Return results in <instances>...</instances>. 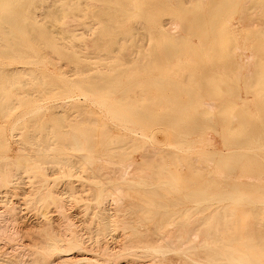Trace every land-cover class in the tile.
Segmentation results:
<instances>
[{"label":"bare ground","instance_id":"bare-ground-1","mask_svg":"<svg viewBox=\"0 0 264 264\" xmlns=\"http://www.w3.org/2000/svg\"><path fill=\"white\" fill-rule=\"evenodd\" d=\"M48 1V0H47ZM65 1V4L64 5H66L67 6V4H68V0H64ZM86 1V0H85ZM87 1H90V2H100L101 3V5L102 6H104V8L105 9H107V11L109 10H111L110 12V18H108V16H107V18L108 19H100V23H101V25L103 24V27L102 28H100V23L98 24V21H97V25H99V30H97V32H96V35L97 36H95V37H92L91 39H92V42H88V41H86V39L84 38V32H82V30L81 31H79V29H77V28H72L71 27V23H70V21H75V20H71V18L68 20V19H64L63 18V16H62V19H64V20H59V19H54V20H51L50 21V23H52V24H56V23H58L59 25L61 24V25H63V26H52V27H47V26H38L39 24H38V21L33 17H31V10L32 9H30V7L28 8L27 7V5L29 4L30 6L31 5H33V7H36V5H37V3L39 2V0H24V1H22V4H20V3H18V4H20V5H18V7H21V8H17V5H16V7H15V5L13 4L14 2H12L11 0H0V2L2 3V4H0V10L2 9V11H0V26H2L3 24H6L8 27H0V58H2V59H4V60H7V61H9V62H11L12 64H16V63H19V64H21L22 66L24 65V66H30V65H33V64H36V63H48L49 65H50V63H52V64H54L55 66H58V67H60V66H62L63 67V64H64V61L63 60H65V59H68V61L67 62H69V61H71L69 58H77V59H82L83 61H84V63H85V66L84 67H86L87 69H85L86 71H87V73H88V75H87V80H86V82H85V80L83 79H81L80 80V83L78 82V77H76V79H77V81H75V82H77V83H79V85L78 86H74L73 84H71V82L69 83L68 81H66V80H64L65 81V85L63 86H61V88H59L58 86H60V85H58V83L56 84V83H48V82H46L47 84H49L48 86H50V89H49V87L48 88H45L46 86H47V84H45V87L43 86V90H46V91H48L49 92V90H50V92L49 93H47L48 95H50L51 96V98H52V100H54V101H56V103H54V104H51L52 106H54V107H52V108H54V109H56L55 111H57V109H58V107H63L64 105V107H65V109H67L68 110V108H67V105L69 106V105H71L70 107H72V105H75V100L76 99H74V93L76 92H74L73 93V91H74V89H75V87H78L79 89H82L83 90V94L82 95H84V97H85V101H86V103L88 102V103H90L91 105L92 104H94V106L96 105V106H98L100 109H102L105 113H106V115H105V117L107 116L109 119H111V122L112 121H114V124L115 123H117L118 124V126H124V130H127V129H129L130 131L129 132H131L132 130L134 131H136V129H139V131H142V133L143 132H148V133H150V134H153L152 133V131L151 130H153L154 129V127H155V125H156V127L157 126H159V124L160 125H162V123H165V122H167V126L165 125V124H163V125H165V127H168L169 126V129L170 130H167V131H169V132H171V134L173 135V136H175L176 138L175 139H179V142L181 143V142H184L183 140H184V138H187L186 136L188 135V134H190L191 132H194V134H195V132L197 131L198 132V130H199V132H200V129H206V131L208 132L209 130H211V129H209V130H207L208 129V127H206L205 125H201V123H204V122H206V118L207 117H203V119H201V123H199L198 121L200 120V118H202V117H199V120H197L196 121V119L198 118H196L195 119V117H194V119H195V121H194V119L193 120H191L192 118V115H191V113H193V115H197L198 113V109H199V107L197 106V105H195V104H193L192 103V100L190 99V102L189 101H187V102H182L181 100H179V95H181L180 93H178L179 92V86L177 87L179 90H177L175 87V85H174V83H172L173 82V80H169L168 79V77H170V75H169V72H168V70H166V69H162V67H161V69L162 70H157L158 68H156V66L154 65V62H156V60L154 59V56L153 55H151V52L153 53V52H156V54L158 53L157 51H158V46H159V44H161V46H163L164 48H165V46H166V50L164 49V52H166L165 53V55H164V57L166 56V57H168L170 54H171V52L168 50V48L167 47H173V46H175L177 43H179V45H180V43L183 45V42H185V41H191V40H193L192 38L194 37V38H197L198 39V37L200 38V39H198V41H200V43H202L203 42V40L204 39H206V40H208L207 38H209V33L210 34H213L211 37L213 38V41H214V44H215V42H224V41H228V42H231V43H233V41L235 42V40H236V38H235V36L232 34H230V33H228V31H227V27L225 26V25H223V27H221V28H215V26L214 27H212L211 29H210V26H209V29L208 28H205V25H204V27H197L196 25L197 24H199V23H201L198 19H191V20H186L187 18H189L188 16L190 15L191 16V18H193V15L195 16V17H197V16H199L200 14H202V12H203V7H202V4H200V2L202 1V0H200V2H196V0H195V3H194V6H193V8H192V11H191V13L193 14V15H191V13L189 14V13H187V12H185L183 9V11L181 10V7H179L178 6V8H179V14L180 15H182V16H185L184 14L185 13H187V14H189L188 16H187V18L186 19H184L182 16L180 17V15H179V17H180V19H178V26L180 25V29L184 26V23L186 22L187 24H191V26L188 28V26L186 27V25H185V30H183V29H181L183 32H186L187 33V36H185V35H181L180 34V32H182L178 27V29L180 30V32H179V30H178V32H179V34L180 35H178L177 36V34H178V32H177V30L175 29L176 28V26L175 27H172L171 29L172 30H168V29H162V28H159V29H147L146 28V26H144L145 27V29L146 30H144L143 32H141L142 31V28L144 29V27H142V28H140L141 29V31H139V30H135V29H132L131 27L133 26V24H131V25H129L130 27H124V26H122V25H124L125 23H127L128 22V20H129V16L131 15V14H133L134 12H135V14H137L139 17L140 16H144L146 13H147V11H149L148 10V5H150L151 6V4H150V2H148V0H130V3H120V1H123V0H87ZM166 1H169L168 3H170L171 4V2H170V0H166ZM166 1L164 0V2L166 3ZM173 1H175V0H173ZM186 1V0H185ZM192 2V0H189V3L190 4H188L189 6L191 5V2ZM205 1H207V0H205ZM212 1V0H211ZM218 1V0H217ZM221 1H223V0H221ZM230 1V0H229ZM233 1V0H232ZM247 1H250V0H247ZM246 0L243 2H241L240 3V0L238 1V3H240L242 6H244V4L247 6V4H248V2H247ZM258 1V0H257ZM42 2H44V1H42ZM73 2V1H72ZM160 2H162L161 0H160ZM180 2H182V1H180ZM202 2H204V1H202ZM215 2H216V0H215ZM215 2H211V3H213L214 5H215ZM219 2V1H218ZM218 2L216 3V6H218L217 4H218ZM245 2H247V4L245 3ZM87 3V2H86ZM163 3V2H162ZM175 3H176V1H175ZM174 3V4H175ZM184 3V2H183ZM222 3V2H221ZM226 3V0L224 1V3L222 4V5H219L217 8L215 7H213L212 5L210 6L209 4H210V2L208 3H203L204 5H206V4H208V6H210V9H212L211 7H213V9H215V11H217L216 13L214 12V14L213 13H211L212 11H213V9H212V11L209 13V15L210 16H213V19H209L208 17H209V15H208V13L206 12L208 9H206L205 10V12H204V14L206 13L207 14V18H208V23H214V24H216V22H217V19H215V17H216V15H219L218 14V12H220V10H221V6H223L224 4ZM45 4V3H44ZM88 5H90L89 3H87ZM178 4H179V2H178ZM177 4V5H178ZM232 4V3H231ZM61 5V4H60ZM87 5V6H88ZM97 5V4H96ZM180 5H182L181 3H180ZM237 5V4H236ZM235 4H234V6H236ZM1 6H2V8H1ZM42 6V5H41ZM44 6H46V5H44ZM98 6V5H97ZM96 6V7H97ZM101 6V7H102ZM167 7L169 6V5H166ZM170 6H172V5H170ZM169 6V7H170ZM207 6V5H206ZM232 6V5H231ZM239 6V5H238ZM238 6H236L237 8H238ZM8 7H10V8H12V9H10V8H8ZM184 7H186L185 5H184ZM226 7H228V6H226ZM225 7V8H226ZM229 7H230V5H229ZM235 7V8H236ZM248 7V6H247ZM247 7L245 8V10L247 9ZM262 7H263V5H262ZM261 7V8H262ZM9 9V14H11L12 15V17H10V18H8V19H5V17H3V16H5L4 14H5V12H6V9ZM61 8V7H60ZM59 8V9H60ZM71 8V7H70ZM92 9L93 10V8L94 7H90L89 6V9ZM99 8H100V6H99ZM99 8H95V10L97 9V11H95V12H98V9ZM160 8V7H159ZM172 9H173V7H171ZM190 8V7H189ZM244 8V7H243ZM257 8V7H256ZM255 8V9H256ZM29 9V10H28ZM41 9V8H40ZM62 9H64V8H62ZM81 9V8H80ZM164 9V8H163ZM188 9V8H187ZM210 9H209V11H210ZM217 9V10H216ZM226 9H228V8H226ZM263 9V8H262ZM262 9L260 10V12H259V14H257V15H259L258 17L255 15L256 13H258L257 11H255V14L252 16L253 18H260L261 17V13H262ZM10 10H12L11 11V13H10ZM42 10V9H41ZM40 10V11H41ZM61 10V9H60ZM70 10H72V9H70ZM73 10H74V8H73ZM87 10H88V7H87ZM100 10H102L101 12H98L97 13V17H98V15H99V17L101 16L102 17V15H105V12H104V9H103V7L102 8H100ZM160 10H162V6H161V9ZM166 9H164V11H165ZM181 10V11H180ZM191 10V9H190ZM237 10V9H236ZM239 11L241 10V7H240V9H238ZM243 10V9H242ZM240 11V13H242V12H245V10L244 11ZM248 10V9H247ZM246 10V11H247ZM253 11H254V9H252ZM258 10H259V8H258ZM39 11V12H40ZM63 11V10H62ZM62 11H61V13H62ZM89 11L91 12V10H88V16L89 15H91V13L89 14ZM106 11V12H107ZM115 11V12H114ZM164 11H163V13H164ZM168 11H170V10H168ZM224 11V10H223ZM239 11H238V13H239ZM251 11V10H250ZM250 11H248V12H250ZM252 11V12H253ZM51 12H52V10H51ZM64 12H66V11H64ZM62 13V15L64 14V16H65V13ZM78 13L80 12V10L79 11H77ZM222 12V11H221ZM233 12V11H232ZM251 12V13H252ZM8 13V12H7ZM59 13V12H58ZM68 13H70V11L68 12ZM76 13V12H75ZM81 13V12H80ZM92 13H93V15H95L94 14V11H92ZM166 13H168L167 11H166ZM165 13V14H166ZM171 13V12H170ZM230 14H232L231 13V11L229 12ZM236 13H237V11H236ZM246 13V12H245ZM245 13L243 14H241V15H239V16H244V17H247L248 15H245ZM254 13V12H253ZM40 14H41V12H40ZM39 14V15H40ZM70 14H72V13H70ZM84 14V16H85V13H83ZM155 14V13H154ZM60 15V14H59ZM73 15V14H72ZM80 15V14H79ZM116 15H121L123 18H121V19H117L115 16ZM160 15V14H159ZM173 15V14H172ZM227 15H229V14H227ZM232 15H234V12H233V14ZM252 15V14H251ZM250 15V16H251ZM262 15H264V14H262ZM55 16H57V15H55ZM87 16V17H88ZM157 16V15H156ZM161 16V15H160ZM226 16V15H225ZM236 16V15H235ZM255 16V17H254ZM2 17H3V19H2ZM8 17V16H7ZM66 17V16H65ZM86 17V18H87ZM92 17V19H93V17L94 16H91ZM98 17V18H99ZM100 17V18H101ZM137 18V20L138 21H141L142 19H140V18ZM244 17H241V19L243 18V19H246V18H244ZM252 17H249V18H252ZM263 17V16H262ZM261 17V19H263ZM76 18H78V17H76ZM85 18V19H86ZM143 18V17H142ZM235 18V17H234ZM252 18V19H253ZM255 18V20L257 21V19ZM40 19V18H39ZM83 19V18H82ZM96 19V18H95ZM140 19V20H139ZM190 19V18H189ZM222 19H224V18H222ZM248 19V18H247ZM246 19V20H247ZM252 19H251V21H252ZM261 19H260V22H262L261 21ZM87 20V19H86ZM86 20H84L85 22H86ZM207 20V19H206ZM234 20H236V19H234ZM254 20V21H255ZM259 20V19H258ZM82 21V20H81ZM80 21V22H81ZM88 21V20H87ZM94 21H96V20H94ZM136 21V20H135ZM151 21H153V22H158V23H160V18L157 16V17H153V18H151ZM203 21V20H202ZM211 21V22H210ZM237 21V20H236ZM241 21V20H240ZM239 21V22H240ZM248 21V20H247ZM253 21V23H257V22H259V21H255L254 22ZM134 22V21H133ZM137 22V21H136ZM135 22V23H136ZM142 22H143V20H142ZM141 22V23H142ZM163 21H161V23H162ZM249 22V25L248 26H250V21H248ZM247 22V23H248ZM259 22V23H260ZM72 23H74V22H72ZM76 24L75 25H77V24H79V23H77V22H75ZM84 23V22H83ZM145 23V22H144ZM171 23H173V21H171ZM264 23V22H263ZM71 24V25H70ZM137 24V23H136ZM154 24V23H153ZM176 24H177V22H176ZM240 24H242V23H240ZM74 25V24H73ZM92 25H94V24H92ZM117 25H119V26H117ZM203 25V24H202ZM211 25V24H210ZM253 25H255L256 26V28L255 27H252V29H257V27H258V24L256 25V24H252L251 26H253ZM49 26V25H48ZM172 25H170V27H171ZM199 26V25H198ZM260 26V25H259ZM94 27V26H93ZM134 28H135V26H133ZM155 27V26H154ZM160 27V26H159ZM170 27H168V28H170ZM241 28L242 27H244V26H240ZM245 27H246V25H245ZM261 27V26H260ZM79 28H81V26L79 27ZM245 29L246 28H244V31H245ZM249 29H251V27L249 28ZM248 29V30H249ZM260 29V28H259ZM263 29V28H262ZM258 30V29H257ZM170 31H172V32H174V31H176L177 33H176V35H175V33H171ZM211 31V32H210ZM256 31V30H255ZM182 32V33H183ZM250 32H254V31H250ZM91 33V32H90ZM186 33H183V34H186ZM263 33V32H262ZM262 33H260V35H263ZM89 34V33H88ZM251 34V33H250ZM255 34H253V36H254ZM208 36V37H207ZM251 36V38H252V40L254 39V38H256L255 36H254V38L252 37V35H250ZM257 36H259V35H257ZM87 37H88V35H87ZM91 37V36H90ZM145 37H147L149 40H150V42L152 41V39H154V41H157V42H159V43H157V42H155L156 43V45L158 44V46L157 47H155L156 49H154L152 46H155L154 44L155 43H153L152 42V44L150 43V45H152L151 47H152V49H154V51L152 50L151 51V49H150V55H144L145 56V58H148L147 59V61H145L146 63H142L141 62V58L139 59L138 58V60H139V62L141 63V64H137V63H139L137 60H136V62L137 63H135V65H136V67L134 66V64L133 63H131V61H132V57H133V54H135V53H137L136 51H135V46H136V44H138L140 41H142L143 39H144V41L146 42V39L147 38H145ZM245 37H248V39H249V36H246L245 35ZM241 38V37H240ZM94 39V40H93ZM156 39V40H155ZM197 39H194V40H197ZM244 39V38H243ZM247 39V38H246ZM193 40V41H194ZM202 40V41H201ZM206 40H205V42H206ZM209 40H210V38H209ZM212 40V39H211ZM251 40V39H250ZM251 40V41H252ZM143 41V42H144ZM250 41V42H251ZM195 42V41H194ZM208 42V41H207ZM258 42V41H257ZM257 42H254V43H257ZM141 43V42H140ZM187 43V42H186ZM210 43V42H209ZM213 43V42H212ZM253 43V44H254ZM211 44V43H210ZM141 45V44H140ZM230 46H231V44H229ZM233 45V44H232ZM234 45H236V44H234ZM233 45V46H234ZM143 46V45H142ZM177 46V48H178V50H179V48L180 47H182L181 45H180V47H178V45H176ZM201 46V45H200ZM202 46H207V45H204V43L202 44ZM210 46V45H209ZM209 46H208V48H209ZM230 46H228L229 47V50L232 48V47H230ZM137 47V46H136ZM150 47V46H149ZM212 47V46H211ZM213 47L214 48H211V50H212V53H213V50L214 49H216L215 48V46L213 45ZM255 48V46H252V50H254V48ZM140 48V47H139ZM144 47H142V49H143ZM147 48V47H146ZM207 48V49H208ZM233 48H235V47H233ZM233 48H232V50H233ZM136 49H138V48H136ZM148 49V48H147ZM162 49V48H161ZM170 49V48H169ZM181 49V48H180ZM236 49V51H238L237 50V48H235ZM84 50V51H83ZM141 50V49H140ZM145 50V49H144ZM174 50V49H173ZM191 50V49H190ZM203 50H206V47L205 48H203ZM210 50V51H211ZM258 50V49H257ZM149 51V50H148ZM175 51L177 52V49H175ZM179 51H182V49L181 50H179ZM207 51V50H206ZM145 52H147V51H145ZM161 54L163 53V51H159ZM189 52V51H188ZM205 52V51H204ZM232 53L231 51H228V53ZM256 52V51H255ZM142 53V52H141ZM194 53H197V52H194ZM194 53H192V51H191V55L192 54H194ZM211 53V52H210ZM155 54V53H154ZM161 54H160V56H161ZM190 54V53H189ZM209 53H207V54H205V55H207V57H209V55H208ZM214 54V53H213ZM234 54V53H233ZM242 55H243V53H241ZM260 54V53H259ZM195 55V54H194ZM193 55V56H194ZM200 55V54H199ZM249 55L250 56H252L253 54H251V53H249ZM248 55V56H249ZM262 55V54H261ZM158 55H155V57H157ZM189 56V55H188ZM196 56V55H195ZM215 56V54L213 55V57ZM234 56H235V54H234ZM237 56V55H236ZM244 56H245V54H244ZM243 56V57H244ZM250 56L248 57V58H250ZM254 56V55H253ZM256 56V55H255ZM258 56V55H257ZM165 57V58H166ZM180 57V56H179ZM184 57V56H183ZM182 57V58H183ZM190 57V56H189ZM201 57V56H200ZM200 57L198 58V61L196 60V63H197V65L200 63L202 66H204V67H202V66H198L199 67V69L202 67V68H204V70H206L205 69V65H203L205 62H203V64H202V59L200 60V62H199V59H200ZM211 57V56H210ZM216 57V56H215ZM214 57V58H215ZM242 57V58H243ZM247 57V56H246ZM168 58H170V57H168ZM191 58V57H190ZM193 58V57H192ZM196 58V57H195ZM185 59V58H184ZM197 59V58H196ZM204 59V58H203ZM212 59V58H211ZM229 59V58H228ZM230 59H231V57H230ZM234 59H235V57H234ZM238 59H240L241 60V58L239 57ZM244 59V58H243ZM242 59V60H243ZM1 60V59H0ZM73 60V59H72ZM164 60H166V59H164ZM192 60V59H191ZM213 60H215V59H212V61ZM237 60V59H236ZM250 60H252V58H250ZM63 62V64L61 65L60 64V62ZM77 61V60H76ZM76 61H73V63L71 64L70 62V64L71 65H73L74 64V66H76L75 64H77L76 63ZM134 61V60H133ZM170 61H172V59L170 60ZM169 61V62H170ZM203 61H205V60H203ZM210 61V60H209ZM227 61H229V60H227ZM227 61H224L225 63H227ZM234 61V60H233ZM246 61V60H245ZM247 61H248V63L247 64H249V60L247 59ZM246 61V62H247ZM256 61V60H255ZM5 62V61H4ZM66 62V63H67ZM78 62H79V60H78ZM160 62V61H159ZM166 62V61H165ZM195 62V61H194ZM199 62V63H198ZM211 62V61H210ZM209 62V63H210ZM223 62V60H222V62L221 63H224ZM237 63H238V60L236 61ZM236 62H234V63H236ZM252 62V61H251ZM254 62V61H253ZM65 63V66H67V68H69L68 67V65L67 64H69V63H67L66 64ZM157 63H158V60H157ZM161 63V62H160ZM160 63H158V65L160 64ZM212 64L214 63V66L215 65H217V67L219 66V64L218 63H216V62H211ZM210 63V64H211ZM216 63V64H215ZM231 63L233 64V66H235L234 65V63L232 62V59H231ZM242 63V62H241ZM241 63H240V65H241ZM2 64V63H1ZM14 64V65H15ZM52 64H51V66H52ZM70 64H69V66H70ZM156 64V63H155ZM166 64H167V62H166ZM166 64H165V66H166ZM199 64V65H200ZM243 64H246V63H244L243 62ZM246 64V65H247ZM251 64V63H250ZM249 64V65H250ZM4 65V64H3ZM5 65H7V64H5ZM82 65H84V64H82ZM82 65H79V70H80V67L82 66ZM138 65V66H137ZM162 65V64H161ZM207 65V64H206ZM224 65H226V64H224ZM223 65V66H224ZM240 65H239V63H238V67H240ZM245 65V66H246ZM20 66V65H19ZM19 66H18V68H19ZM36 66V65H35ZM64 66V67H65ZM163 66H164V64H163ZM195 66V65H194ZM211 66H213V65H211ZM213 66V67H214ZM227 66V65H226ZM232 66V67H233ZM237 66V65H236ZM7 67V66H6ZM8 67H10V66H8ZM13 67V66H12ZM49 67V66H48ZM52 67H54V66H52ZM57 67V68H58ZM77 67V66H76ZM83 67V66H82ZM158 67V66H157ZM167 67V66H166ZM168 67H169V63H168ZM197 66H196V68H198ZM212 67V68H213ZM244 67V66H243ZM247 67V66H246ZM23 68V67H22ZM21 68V69H22ZM34 68H36V70H37V68H38V66L37 67H34L33 66V69ZM42 68H43V66H42ZM41 68V69H42ZM56 68V69H57ZM67 68H66V70H67ZM73 68V67H72ZM207 68V67H206ZM219 68V67H218ZM249 68H252L251 66L249 67ZM254 68V67H253ZM252 68V69H253ZM256 68H257V66H256ZM10 69V68H9ZM20 69V68H19ZM30 69V68H29ZM29 69H27V67H24L22 70H24L25 72H27L26 70H28V72H29ZM33 69H30V70H33ZM44 69V68H43ZM49 69V68H48ZM59 69V68H58ZM57 69V70H58ZM78 69V68H77ZM228 69V68H227ZM241 69H242V66H241V68L240 69H238V70H240L241 71ZM252 69L251 70H249V73H252L253 71H252ZM8 70V69H7ZM7 70H5V71H7ZM17 70L18 69H16V68H14V69H12V71L14 72H16V73H18L17 72ZM44 70H46V69H44ZM60 70H62V69H60ZM65 70V69H64ZM64 70H62L63 72H64ZM174 70V69H173ZM173 70H172V72H173ZM182 70V69H181ZM224 70H226V69H224ZM238 70H236V68H235V71H236V73L237 74H235L234 73V75L235 76H238V78H236L237 79V82L242 78V76L240 77V79H239V75H238V73L240 72V71H238ZM245 69H243V71H244ZM247 70H248V68L245 70L246 72H247ZM254 70H255V68H254ZM18 71H21V70H18ZM34 71V70H33ZM32 71V72H33ZM74 71H76L75 70V68H74ZM84 71V69L83 70H81V72H83ZM175 71V70H174ZM200 71H202L201 69H200ZM242 71V73H244ZM252 71V72H251ZM256 71H257V69H256ZM31 72V71H30ZM30 72L28 73V74H30ZM35 72H37V71H35ZM34 72V73H35ZM41 72V71H40ZM48 72H50L49 70H48ZM58 72H60V71H58ZM67 72H69L68 74H70V71L69 70H67ZM67 72H66V75H67ZM78 72V71H77ZM204 72V71H203ZM229 72H231V71H229ZM245 72V73H246ZM44 73V72H43ZM46 73V72H45ZM53 73V72H52ZM51 73V74H52ZM62 73V72H61ZM60 73V74H61ZM152 73H155L154 75L156 76V77H154V75L153 76H151L150 74H152ZM186 73H188V72H186ZM224 73L227 75L228 73H227V70L226 71H224ZM223 73V74H224ZM254 73V72H253ZM13 75L15 74V73H12ZM50 74V73H49ZM60 74L58 75V78H59V76H60ZM73 74V73H72ZM71 74V75H72ZM79 74V73H78ZM84 74H85V71H84ZM83 74V75H84ZM178 74H179V71H178V73H177V76H178ZM1 75H3V72L0 74V76ZM5 75V74H4ZM4 75H3V78H5L4 77ZM21 75L22 74H20V75H17V76H20V78H18L19 79V84L20 83H22L23 82V84L25 85V83H24V81H22L23 79H21L22 77H21ZM23 75H27V73L26 74H23ZM31 75H33L32 73H31ZM35 75V74H34ZM45 75V74H44ZM63 75V74H62ZM148 75H150L151 77H154V79H153V81H148ZM185 75V74H184ZM183 75V76H184ZM187 76L189 75V73L188 74H186ZM184 76V78H186L187 76ZM207 75V74H206ZM244 75V74H243ZM248 75H250V74H246V76L248 77ZM7 76H9V74H7ZM17 76L15 77V75H14V78H17ZM27 76H29V75H27ZM36 76V75H35ZM42 76V75H41ZM48 76V75H47ZM47 76H44V77H46L47 78ZM50 76H52V77H54L55 75H49V77L48 78H51ZM65 76V75H64ZM69 76V75H68ZM81 76H82V74H81ZM149 76V77H150ZM251 76V75H250ZM11 77V76H10ZM10 77H8V79L10 78ZM31 77V76H30ZM34 77V76H33ZM33 77H31V78H33ZM36 77H38V76H36ZM43 77V76H42ZM74 77V76H73ZM196 77H198L197 79L198 80H200L201 78H200V75L198 76H196ZM220 77H222V76H220ZM244 77H245V75H244ZM2 78V79H3ZM13 78V77H12ZM28 78V77H27ZM47 78V79H48ZM56 78H57V76H56ZM75 78V77H74ZM82 78H84V77H82ZM86 78V77H85ZM248 78H250V77H248ZM7 79V80H8ZM21 79V80H20ZM25 79V78H24ZM37 79V78H36ZM59 79H64V78H61V76H60V78ZM69 78H67V80H68ZM177 79V78H176ZM196 79V78H195ZM230 79H233L232 77L230 78ZM230 79H229V82H230ZM239 79V80H238ZM6 80V79H5ZM4 80V81H5ZM6 80V81H7ZM10 80H11V78H10ZM12 80H14V79H12ZM26 80V79H25ZM35 80V79H34ZM43 80H44V78H43ZM48 80H50V79H48ZM52 80L54 81V79L52 78ZM51 80V81H52ZM73 80V79H72ZM185 80V79H184ZM224 80V79H223ZM247 80H250V79H247ZM253 80V79H252ZM3 82V83H7V82ZM22 81V82H21ZM40 81V80H39ZM50 81V82H51ZM70 81V80H69ZM201 81V80H200ZM199 81V82H200ZM222 81V80H221ZM225 82L224 83H228V81H226V80H224ZM233 81V80H232ZM2 82H1V85H3L4 86V84H2ZM27 82H28V80H27ZM30 82H31V79H30ZM61 82H63V80L61 81ZM67 82V83H66ZM74 82V81H73ZM185 82H187V80L185 81ZM184 81H183V84H185L186 85V83H185ZM199 82H198V85H199ZM234 82V81H233ZM236 82V83H237ZM253 82H254V80H253ZM252 81H251V83L252 84H254ZM37 83V82H36ZM226 83V85H228ZM38 84V83H37ZM203 84H204V82H203ZM218 84V83H217ZM223 84V83H222ZM233 83H231V85H232ZM238 84V83H237ZM245 84H246V81H245ZM252 84H250V85H252ZM0 85V86H1ZM39 85V84H38ZM41 85V84H40ZM200 85H202L201 83H200ZM230 85V84H229ZM228 85V86H229ZM230 85V86H231ZM9 86V85H8ZM26 86V85H25ZM29 86V85H28ZM34 86V85H33ZM33 86H32V88H33ZM42 86H39V87H41L42 88ZM181 86V85H180ZM186 86H188V85H186ZM227 86V87H228ZM237 86L239 87V85H234V87H235V89L237 88ZM241 86V85H240ZM264 86V85H263ZM17 87H18V85H17ZM20 87H22V86H20ZM38 87V86H37ZM198 87V86H197ZM220 87V86H219ZM223 87V86H222ZM226 87V86H225ZM233 86L230 88L229 87V92H232V89L234 88ZM6 88V87H5ZM12 88H14V89H16L14 86L12 87ZM27 88V87H26ZM26 88H24V89H22V91L21 92H23V90H25ZM28 88H30V87H28ZM40 88V89H41ZM205 88V87H204ZM221 88V87H220ZM252 88V87H251ZM3 89H4V87H3ZM21 89V88H20ZM36 88H34V90H35ZM38 89V88H37ZM78 89V90H79ZM152 89H154V91H151ZM227 89V88H226ZM231 89V90H230ZM241 89V88H240ZM7 90V89H6ZM10 90H13V89H11V87H10ZM27 90V89H26ZM42 90V89H41ZM206 90H209V88L208 89H206ZM224 90V89H223ZM238 91H239V89H237ZM15 91V90H14ZM18 91V90H17ZM17 91H16V94H17ZM20 91V90H19ZM181 93L183 92V93H186V95L188 94V98H190V96H191V98H192V95H193V91H192V89H190V88H188V87H182L181 88ZM225 91V90H224ZM223 91V93L224 94H226L225 92ZM251 91V90H250ZM249 91V92H250ZM13 92V91H12ZM27 92V91H26ZM30 92H31V89H30ZM37 92V91H36ZM35 92V93H36ZM41 92V91H40ZM192 92V93H191ZM208 92V91H207ZM39 93V92H38ZM37 93V94H38ZM77 93V92H76ZM80 93V95H81V92H78V94ZM190 93H191V95H190ZM211 93H214V91L212 92L211 91ZM233 93H238L237 91L236 92H232L231 93V96H232V94ZM242 93V92H241ZM40 95H41V93H39ZM46 94V93H45ZM46 94V95H47ZM177 94H179V95H177ZM198 94V93H197ZM254 94H256V93H254ZM18 95V94H17ZM27 95L29 96V95H31V93L30 94H28L27 93ZM46 95H45V97H46ZM175 95H177V96H179V97H176ZM190 95V96H189ZM199 96L201 95L200 94V92H199V94H198ZM230 95V94H229ZM237 95V94H236ZM235 94L233 95V96H236ZM257 95L258 94H256V97H257ZM260 95H263L264 96V94H259L258 95V97L260 96ZM1 96H2V93H1ZM15 96V95H14ZM19 96V95H18ZM36 96V95H35ZM198 96V97H199ZM223 96H225V95H223ZM227 96V95H226ZM231 96H229L228 98H233V96L231 97ZM238 98L237 99H239V96H240V94L238 93ZM236 96V97H237ZM8 97V96H7ZM24 97V96H23ZM37 97V96H36ZM36 97H34L33 99H36ZM76 97V96H75ZM77 97L79 98L80 96H78L77 95ZM76 97V98H77ZM83 96H81V98H82ZM83 97V98H84ZM183 97V96H182ZM197 97V98H198ZM212 96L210 95V97H208V99L207 100H209V98H211ZM252 96H250L249 98H251ZM255 97V96H254ZM262 96H260L259 97V99L261 98ZM28 98V97H27ZM29 98H32V97H29ZM28 98V99H29ZM48 98H49V96H48ZM173 98V99H172ZM175 98H178V99H176V100H174ZM184 99L185 98H187V96H185V97H183ZM183 98H181V99H183ZM202 98V97H201ZM200 98V99H201ZM204 98H207V96H204ZM204 98H202V99H204ZM213 98V97H212ZM220 98H224V97H220ZM45 99H47V98H45ZM262 99H264L263 97H262ZM27 100V99H26ZM51 100V99H50ZM187 99H185V101H186ZM211 100H216V98L215 99H211ZM233 100V99H232ZM251 100V99H250ZM253 100H255V99H253ZM252 100V102L253 103H257V101L256 102H254ZM256 100H258V98H256ZM32 101V100H31ZM37 101V100H36ZM38 101H40V99H38ZM45 101V100H44ZM49 101V100H48ZM79 101V100H78ZM84 100L82 99V101H81V103L83 102ZM194 101V100H193ZM218 101V100H217ZM234 101V100H233ZM237 101V100H236ZM259 101V100H258ZM77 102V101H76ZM199 102V101H198ZM14 103V102H13ZM38 103V102H37ZM41 103H43L44 105H45V102H42L41 101ZM49 103V102H48ZM52 103V102H51ZM78 103H80V102H78ZM80 103V104H81ZM189 103H192V106L189 104ZM205 103H208V102H205ZM204 102L201 104V105H204L205 104ZM210 104H211V107L212 108H217L216 106L218 105H213L212 106V103H214V101H211V102H209ZM15 104V103H14ZM22 104V103H21ZM84 104V103H83ZM199 104V103H198ZM16 105V104H15ZM35 105V104H34ZM38 105H40L39 103H38ZM37 105V106H38ZM44 105H41V108H42V106H44ZM89 105V104H88ZM200 105V104H199ZM249 105V104H248ZM259 105V104H258ZM50 106V105H49ZM76 107L78 106H80V109L81 108H83V107H87V106H83V107H81V105H75ZM74 106V107H75ZM205 106V108H206V106H207V104L206 105H204ZM210 106V105H209ZM215 106V107H214ZM261 106V105H260ZM7 107V106H6ZM6 107H0V111H3V115L5 116V114H6V112H5V110L7 109ZM25 107H26V105H25ZM27 107H30V106H28L27 105ZM31 107H34L33 106V104H32V106ZM30 107V108H31ZM40 107V106H39ZM51 107V106H50ZM50 107H48L47 109H44V110H48ZM55 107H57V108H55ZM62 107H61V110H62ZM89 107V106H88ZM211 107H210V109L209 110H212L211 109ZM14 108V107H13ZM16 108V107H15ZM30 108L28 109V110H30ZM35 108H36V106H35ZM35 108H33V110L35 109ZM40 108V109H41ZM97 108V107H96ZM207 108H208V106H207ZM20 109V108H19ZM18 109V110H19ZM23 109V107H21V110ZM24 109H27V108H24ZM70 109V108H69ZM72 109H75V108H73L72 107ZM78 111H79V108H76ZM85 109V108H84ZM92 109V108H91ZM201 109V108H200ZM213 109V110H214ZM219 110H220V107L218 108ZM238 109V108H237ZM243 109V108H242ZM259 109V107L257 106V108H256V110H258ZM14 110V109H13ZM32 110V109H31ZM30 110V111H31ZM43 110V109H42ZM51 110V109H50ZM53 110V109H52ZM60 110V109H59ZM64 110V109H63ZM86 110H87V108H86ZM95 110V109H94ZM98 110V109H97ZM218 110V111H219ZM9 111H11V110H9ZM22 111H24V110H22ZM21 111V113L23 114L24 112L26 113V115L29 113H27L26 111H24V112H22ZM40 111V110H39ZM54 111V110H53ZM53 111H51L52 112V114L55 112H53ZM66 111V110H65ZM78 111H76V112H78ZM260 111H262V113L264 112L263 110H262V107H261V110ZM13 112V111H12ZM48 112V111H47ZM58 112H60V111H58ZM58 112H55V116L54 117H57V115H58V118H57V123H58V121H60V120H58L59 119V114H56V113H58ZM62 112V111H61ZM67 112V111H66ZM65 112V113H66ZM79 112H81V111H79ZM82 112H85V110H83ZM87 112V111H86ZM101 112V111H100ZM200 112V111H199ZM213 112H215V111H213ZM217 112V111H216ZM259 112V111H258ZM8 113V112H7ZM14 113H16L15 114V116H17V117H19L18 119H20V116H22V118L24 119V117L23 116H25V115H21V114H18V112H14ZM24 113V114H25ZM34 113V112H33ZM33 113H31L32 115H33ZM36 113V112H35ZM34 113V114H35ZM41 113H43V111H41ZM49 113V112H48ZM64 113V112H63ZM65 113H64V115H65ZM68 113V112H67ZM66 113V114H67ZM70 113H74V112H70ZM233 112H231V114H232ZM8 114H13V113H8ZM20 115V116H18V115ZM44 114V113H43ZM83 114V113H82ZM97 114V113H96ZM95 114V111H93V110H90L89 109V111H88V113L86 114L87 115V117H85L86 118V120H85V124H86V133H85V137H84V139H82L81 138V136L82 135H80V133H77V135H80L79 136V138L77 137V135H74L73 136V133L71 134V136H73V142H75V149L77 150V152L79 151V152H82V151H84L85 152V154H83V155H80V154H77V155H80L81 157H79L81 160H78V162H81L82 161V163H84V164H87L86 166H88V168L89 167H92V169L94 170V168H93V165H96L97 163H101L102 162V164L104 163V164H106L105 165V167L106 168H108L107 169V171H103V173L100 171V167H98L97 166V168H96V172H95V170H94V172L92 171V173H93V176H92V182H90L89 181V179H88V181H86V179H87V177L85 178V181H83V182H88L90 185L91 184H93L92 185V187H94V198L93 199H91L93 202H94V205L92 206H90V207H92V208H98V207H100V205L102 204V203H104L103 201L105 200H107V199H109V198H112V199H114L115 198V200H116V194H117V192H119V191H121V192H119L118 194H121L120 196H121V198L122 199H120V197H117V198H119L118 200L119 201H121V200H123V202H124V204L122 205V206H124L125 207V211H126V213H127V215H125L124 214V216H123V221L121 220V219H119V218H121L120 216H118V214H120V212H121V208L119 207V210H120V212L118 213V214H114V213H111V212H109V210L108 209H106L104 206L106 205V204H108L107 202L109 201H106V204L104 203V205L102 206L103 208H105L104 209V212H101V220H102V223H101V221L99 222L98 221V223L101 225V227H99L98 226V228L97 229H99L100 228V230H98V233H100L101 235H100V237H102L103 235V237H105V236H109V235H112V232L114 231V230H116L115 229V227H117L120 223L119 222H124V230H125V232H124V234L122 233H119V234H121V235H118L117 233H115V235L113 236V238L115 239V241L117 240V242H116V245H114V246H112V248H110L111 246V243H107V244H109V246L107 245V244H104L105 246H102L100 249L98 248L99 247V245H98V249H99V254L98 253H95V251H94V253H92V252H90V248H89V250H87L86 251V247H84L85 248V251L83 250H81L82 249V247H83V243L85 242H82L80 239H82V236L80 235V239L79 238H77V237H75V235H78L79 236V234H75L76 232L75 231H73V230H71L72 228H74L75 227V225L73 224V221L70 223L68 220H70L69 218H67V214H69L70 212H68V210H67V212H66V209H65V207L63 208L62 206V200H60L61 199V194L62 195H65L66 193H65V190H64V192H61V194H60V192H58L57 191V193H59L60 194V198H58V196H57V198H55V195H54V197H53V193H51V194H48V196H46L47 198H44V196L45 195H43V194H41V196L43 195V198H44V201L46 200V199H48L49 201H47V202H52V204H51V202H50V204H51V207H53L54 205H56L57 207H55L56 208V211H57V213L59 212L58 211V209H60V211H62L61 209H65V211L64 212H66L65 214H64V216H62L63 215V213L62 212H60L61 213V215L60 216H62V217H64L65 218V220H67L70 224H72L73 226H71V225H69V223L68 222H66L67 224H68V226H70V228H68L65 224V226H63V227H67L70 231H68V229L66 230V231H68V233L67 234H69V235H72L73 236V234H74V237H66L65 236V234H66V231L65 230H62L63 229V227H62V229H61V231L59 230V229H57V226L56 227H53V228H55V229H57V232L59 231V232H61V234L62 233H64V237H66V238H61V236L60 237H58V236H53V235H47L46 237V240L45 241H43V239H42V241L44 242V246L42 247V250L41 251H39L38 249H37V247H36V249H37V251H38V253H36V254H34V256H36V258L38 259V257H39V255L40 256H42V254L43 255H48V256H52V253L53 252H56L57 254H58V258H54V257H52V258H54V260H56L55 261V263L56 264H59V263H64V264H66L65 262H67L68 263V261H73L74 263H78V264H100V262H101V264H102V262H107V263H109V260H107V261H103V260H106V257L107 256H109L110 258H113V259H120V258H124V260L122 259V263L120 262H118V261H121V260H118L117 261V264H157L158 262H160L159 260H161V262H160V264L161 263H163V262H167V263H174L175 264V262L174 261H180V263H177V264H182V263H184V264H260V259H261V257H262V252L261 251H258V249L257 248H255L254 246H251V245H248V244H245V242H244V245L243 246H246V248L245 249H238L237 248V250L236 249H234V246H233V240L232 239H227V238H223V237H221L218 233H219V231H221V230H223V229H226V228H228V225L227 226H225V222H226V220H224L223 219V217L227 214L228 215V210H226V207L228 206V204H229V202H228V204H227V206L226 207H223L224 208V210H226L227 212H225L224 210H220V209H222V206H220L219 204V202H215L214 200H219V201H221L222 202V200H226V199H228V198H230V196H229V194L228 193H225L226 192V190H225V192H222L221 193V191L217 188V187H219V186H221V184L220 183H218V184H220L219 186H216V187H213V186H210V187H205V188H201V189H194V190H192L191 192H189V193H187L186 194V196L184 197V196H182V192H184V191H182V190H184V187L182 186V183L184 182V180L182 181V180H180L179 179V177H177L174 173H173V171H169V177H171L172 178V180H170V181H167V180H165V181H162V182H159L160 183V185H159V187L158 186H156V187H153L151 184H150V180H148L149 179V177L151 178L152 177V175L153 174H156L155 172L154 173H149V171H151L153 168H150L149 169V171L148 172H146L147 170H144V171H142V169L141 170H139V172H141V174L142 175H140L139 174V172H138V170L136 171V172H138V174L136 173H134L132 176H131V174L129 173V171H127V169L125 168L124 170H126L127 172H128V175H130V176H128L127 175V172H125L123 169H122V165H124V163H123V161L125 160V159H127V157H128V155H129V150H128V148L129 147H132V146H135L136 145V148L138 149V148H140L139 146L141 145H139V143L140 142H137L136 141V139H134V141H136L137 143H138V145L136 144V142H134V144L135 145H133V144H131V141L128 139L129 137H128V134L126 133V134H122V133H120L119 131H117L115 128H113V127H111V126H109L108 125V121L106 122H104V119H101L100 117H101V115H102V113H100V116L98 117V115L99 114H97L96 115ZM215 115H217L216 113H214ZM257 114H259L260 115V113H257ZM256 114V115H257ZM264 114V113H263ZM9 115V116H10ZM14 115V114H13ZM29 115V114H28ZM31 115V116H32ZM39 115V114H38ZM37 114H36V116L37 117H39ZM61 115L63 116V114L61 113ZM68 116H69V114H67ZM67 115H66V118H68L67 117ZM71 115V114H70ZM72 115H74V114H72ZM76 115H79V114H76ZM81 115V114H80ZM9 116H8V118H9ZM30 116V115H29ZM29 117V119H31L32 117ZM42 116V115H41ZM44 116V115H43ZM46 116V115H45ZM48 116H51V114H49ZM47 116V117H48ZM82 116V115H81ZM80 116V117H81ZM103 116V115H102ZM210 116V115H209ZM229 116H231V115H229ZM235 116H237V115H235ZM235 116H234V113H233V115H232V118H235ZM243 116H245V114L243 115ZM243 116H241V118H243L244 119V117ZM261 116L263 117V115L261 114ZM7 117V115L5 116V118ZM16 117V118H17ZM46 117V118H47ZM79 117V118H80ZM104 117V118H105ZM106 117V118H107ZM218 117H220V119L223 117V116H218ZM246 117V116H245ZM2 118H3V116H2ZM2 118H0V119H2ZM33 118H34V115H33ZM50 118V117H49ZM53 118V117H52ZM62 118H65V117H62ZM73 118V117H72ZM77 118H78V116H77ZM105 118V119H106ZM205 118V119H204ZM213 118V119H212ZM224 118L226 119L227 117H225L224 116ZM224 118L222 119V121L221 122H223V123H225V124H223V125H226L227 126V123H226V121L224 122L223 120H224ZM228 118H230L229 119V124H231V128L233 127L232 126V122L234 121L231 117H228ZM227 118V119H228ZM240 118V119H241ZM12 119V118H11ZM13 119H15L14 118V116H13ZM51 119V118H50ZM55 119V118H54ZM60 119H61V116H60ZM69 119V118H68ZM68 119H65V120H68ZM76 119V118H75ZM80 119H82V117L80 118ZM208 119L209 120H207V124L208 123H210V122H213L214 120H216V118L214 119V117H212V116H210V117H208ZM226 119V120H227ZM233 120V121H230V120ZM243 119H241V120H243ZM249 119V118H248ZM260 119H262V118H260ZM3 120H5L6 121V119H3ZM10 120V119H9ZM8 120V121H9ZM16 120V119H15ZM27 120H28V118H27ZM31 120H33V119H31ZM38 120V119H37ZM46 120V119H45ZM52 120V119H51ZM56 120V119H55ZM70 120V119H69ZM73 120V119H72ZM204 120V121H203ZM236 120V119H235ZM262 120H264V119H262ZM1 121V120H0ZM14 121V120H13ZM18 122L20 121V120H17ZM16 121V122H17ZM22 121V120H21ZM30 121V120H29ZM28 121V122H29ZM40 121V120H39ZM38 121V123H41V122H39ZM42 121H43V119H42ZM47 121H48V118H47ZM50 121V120H49ZM64 120H61V122H63ZM71 121V120H70ZM77 121H78V119H77ZM84 121V120H83ZM238 121V120H237ZM237 121H235L236 123H237ZM261 120H259L258 122H257V127H259L260 128V125H259V122H260ZM10 122V121H9ZM12 122V121H11ZM24 122H25V120H24ZM27 122V121H26ZM60 122V123H61ZM74 122V121H73ZM78 122H80L81 123V121H78ZM244 123V121H241V123ZM249 122V121H248ZM250 122L252 123L250 126H248L249 124H250ZM250 122H249V124L245 121V123L247 124H245V125H243V123L241 124L240 123V125L241 126H247V127H245V129L247 130L249 127H251V126H254V125H256V124H254L255 122H253V121H251L250 120ZM261 122H263V121H261ZM261 122H260V124H261ZM6 125H7V123L6 122H4ZM14 123H15V121H14ZM14 123L12 122V124L13 125H10L8 128H9V131H10V129H13V126H14ZM23 123V122H22ZM21 122L20 123H18L19 124V127H20V125L22 124ZM35 123H37V122H35ZM43 123V122H42ZM46 123V122H45ZM55 123V122H54ZM56 123V124H57ZM60 123H59V125H60ZM65 123H68L67 121L65 122ZM75 123H76V121H75ZM107 123V124H106ZM205 123V124H206ZM2 124V123H1ZM16 124V123H15ZM17 124V125H18ZM26 124V123H25ZM47 125H48V123H46ZM50 124V123H49ZM69 124V123H68ZM72 124H74V123H72ZM83 125H84V123H82ZM82 124H80V128H82L81 127V125ZM116 124V125H117ZM206 124V125H207ZM211 125L212 124H214V123H210ZM210 124H208V125H210ZM228 124V127L230 126ZM233 124H234V122H233ZM238 124V123H237ZM16 125V126H17ZM27 125V127H29V124H26ZM38 125V124H37ZM77 125H79V123L77 124ZM215 125V124H214ZM216 125H220V124H216ZM259 125V126H258ZM12 126V128H10ZM22 126H24V124H22ZM38 126H40V125H38ZM38 126H36L35 125V128H38L39 129V127ZM46 125H43V127L44 128H46L45 127ZM56 126V125H55ZM58 126V125H57ZM56 126V127H57ZM63 126H64V124H63ZM69 125H67V126H65V128L66 127H68ZM112 126H114V125H112ZM154 126V127H153ZM222 126V124L220 125V126H218L219 128ZM225 126V127H226ZM261 126H262V124H261ZM30 127H31V125H30ZM29 127V128H30ZM48 127V126H47ZM83 127H85V126H83ZM115 127V126H114ZM153 127V128H152ZM155 127V128H156ZM162 127V126H161ZM216 127V126H215ZM215 127H211L212 129H214ZM217 127V128H218ZM236 127V126H235ZM257 127H255L256 129V132H258L257 130L259 129H257ZM6 128V127H5ZM7 128V129H8ZM15 128V127H14ZM41 129H39V131H42V127H40ZM58 128L60 129V127L58 126ZM58 128H55V129H57V130H59ZM62 128V127H61ZM73 128V127H72ZM75 128H76V126H75ZM77 128H79V127H77ZM79 128V129H80ZM121 128V127H120ZM127 128V129H126ZM163 128V127H162ZM218 128V129H219ZM222 128H224V126L222 127ZM230 128V127H229ZM228 128V129H229ZM230 128V129H231ZM253 128V127H252ZM251 128V129H252ZM24 130H25V128H23ZM28 129V128H27ZM38 129H36V131L38 130ZM48 129L49 128H47V131H48ZM54 129V132H56V130ZM64 129V128H63ZM67 129V128H66ZM74 129V128H73ZM216 129V128H215ZM240 129V128H239ZM241 129H243V128H241ZM240 129V130H241ZM254 129V128H253ZM262 129H263V126H262ZM14 130V129H13ZM18 130V129H17ZM23 130V131H24ZM28 130H30V129H28ZM34 130V132H32V130L30 131V132H32L33 134L32 135H34V136H36V132H35V129H33ZM49 130H51V129H49ZM70 130V129H69ZM81 130V129H80ZM119 130V129H118ZM164 130H166V129H164ZM223 130V129H222ZM245 130V131H246ZM249 130V129H248ZM247 130V131H248ZM255 130H250V131H252L251 133H253ZM260 130H261V128H260ZM19 132H20V130H18ZM62 131V130H61ZM149 131H151V132H149ZM202 131V130H201ZM230 131V130H229ZM250 131H248V134H250L251 136H250V138H252V140H253V136H255V135H258L256 132V134L255 133H253V134H251V133H249ZM16 134H17V132L16 131H14ZM18 132V133H19ZM29 132V131H28ZM29 132V133H30ZM38 132V131H37ZM53 132V131H52ZM66 132H68L67 130H66ZM169 132H167V134L169 133ZM213 132V131H212ZM220 132V131H219ZM218 132V133H219ZM224 132L225 133H227L225 130H224ZM239 132H241V131H239ZM9 133H12V132H9ZM15 133H13V134H15ZM23 133V135L25 134L24 132H22ZM28 133V134H29ZM49 134V133H51V132H46V133H44V134ZM56 133H58V132H56ZM69 133V132H68ZM84 133V132H83ZM138 133V132H137ZM202 133V132H201ZM214 133V132H213ZM225 133H223V134H225ZM242 133V132H241ZM246 134H244V135H246V137L243 135V137H245L246 139H248L249 137V135L247 134V132H245ZM261 133V132H260ZM5 133H4V131H0V159H1V161H4V159L7 161V157H6V155H5V153L8 151H5V153H4V155H3V151H2V148L3 147H5L6 146V141L8 142V139L6 140L5 139V135H4ZM20 134V133H19ZM18 134V135H19ZM27 134V133H26ZM25 134V136H24V138H26V136H30L31 134H29V135H26ZM53 134V133H52ZM62 134H63V132H62ZM65 134H67V133H65ZM64 134V135H65ZM75 134V133H74ZM136 134V133H135ZM139 134V133H138ZM198 134V133H197ZM215 134V133H214ZM222 134V132H221V135L220 136H224ZM11 135V134H10ZM22 134H20L19 136H18V138H20V136H21ZM31 135V139H30V142H29V140L27 139V138H29V137H27L26 139L28 140L27 141V144H28V142H29V145H32V144H30L31 143V141H32V136ZM42 135V133H40L39 132V136L37 135V137H36V140L38 139L39 140V138L38 137H42V139H40L41 141H43V138L45 139V141H43V142H46V140H48V135H47V137L48 138H45L43 135ZM54 135V134H53ZM57 135L59 136L60 135V133H58V134H55V136L56 137H54V139L56 138V140H57ZM68 135V134H67ZM139 135H141V134H139ZM157 135V134H156ZM160 135V134H159ZM158 135V136H159ZM193 135V134H192ZM227 135V134H226ZM248 135V136H247ZM262 135H263V132H262ZM14 136V135H13ZM49 136H50V134H49ZM145 136H146V134H145ZM144 136V137H145ZM148 136V135H147ZM219 136V135H218ZM219 136V137H220ZM17 137V136H16ZM22 137V139H24L23 138V136H21ZM51 137V136H50ZM65 137H67V136H65ZM128 137V138H127ZM132 137V136H131ZM130 137V138H131ZM134 137H136V136H134ZM133 137V138H134ZM139 137H141V136H139ZM198 137V136H197ZM224 137H226V136H224ZM257 137V136H256ZM259 137H260V134H259ZM258 137V138H259ZM7 138V137H6ZM52 138H53V136H52ZM59 138V137H58ZM148 138V137H147ZM146 138V139H147ZM154 138V137H153ZM152 138V139H153ZM227 138H229V137H227ZM227 138H222L224 141H228V143H230L231 145L232 144H234L235 142H236V140H235V138H233L232 140H234L233 142L230 140V139H228V140H226ZM261 138V141H262V139H263V137H260ZM259 138V139H260ZM17 139V138H16ZM16 139L14 140V141H16ZM22 139H19V141L20 140H22ZM141 139V138H140ZM143 140H144V138H142ZM142 139H141V142L143 143V141H142ZM149 139H150V137H149ZM151 139V141L153 142V140ZM174 139V138H173ZM174 139V140H175ZM221 139V137H220V140H222ZM237 139V138H236ZM242 139V137H240V138H238L237 139V142H238V140H241ZM255 139V138H254ZM35 140V138H33V141ZM37 140V141H38ZM50 140V139H49ZM58 140H62V136L60 137V139H58ZM139 140V139H138ZM157 140V139H156ZM230 140V141H229ZM244 140V139H243ZM242 140V141H243ZM251 140V139H250ZM251 140V142H254V140L252 141ZM19 141H16V143L18 142L19 143ZM23 141H26V140H23ZM32 141V142H33ZM37 141H35L36 142V144H37ZM62 141H64V140H62ZM66 142L68 141V142H70L69 140H67V138H66V140H65ZM64 141V142H65ZM71 141H72V139H71ZM145 141V140H144ZM149 141V140H148ZM148 141H146L147 143H148ZM150 141V142H151ZM159 141V140H158ZM177 142H178V140H176ZM222 142V149H223V147H226V146H228L229 145V147H231L230 146V144H226L225 142ZM261 141H258L257 142V139H256V143L258 144L259 142H261ZM39 142V141H38ZM51 142V141H50ZM53 143H56V142H54V141H52ZM51 142V143H52ZM64 142H63V144H64ZM149 142V143H150ZM161 142V141H160ZM163 143H164V141H162ZM220 142V141H219ZM239 142H241V141H239ZM247 142V141H246ZM21 143H23L22 141L20 142V148H21ZM47 143V142H46ZM59 143H60V145H61V141H59ZM58 142L56 143V144H59ZM71 144H72V142H70ZM70 143H68L69 144V147L68 146H66V147H63V148H65L66 149V152H65V154H68L70 157H68V155H65V156H67V158H70V160L72 159V161H73V157H71L72 155V153L70 154L68 151H67V148H70V150H71V148H73V147H70ZM147 143H144V144H142V145H144V147L145 148H147L146 147V145H147ZM155 143V142H154ZM157 143V142H156ZM162 143V144H163ZM225 143V144H224ZM256 143H254V144H256ZM262 143H263V141H262ZM43 144V143H42ZM45 144V143H44ZM48 144H49V141H48ZM48 144H45L46 145V147L48 146ZM66 144V143H65ZM85 144H86V147H85ZM146 144V145H145ZM152 144V143H151ZM150 144V145H151ZM158 144V143H157ZM226 145V146H224V145ZM238 144V143H237ZM240 144H242V142L240 143ZM239 144V145H240ZM246 144V145H245ZM261 144V143H260ZM17 145V144H16ZM19 145V144H18ZM17 145V146H18ZM40 145H41V142H40ZM45 145H43L44 147H45ZM51 145V144H50ZM74 145V144H73ZM149 145V144H148ZM153 145V144H152ZM151 145V146H152ZM161 145V144H160ZM197 145H199V144H197ZM236 144H234V146H235ZM248 145V143H244L243 145H241V146H238V145H236V146H238V147H240V148H242V146L244 147H249V146H247ZM23 146V145H22ZM28 146V145H27ZM27 146H26V148L25 147H23V151H24V149H27ZM34 146H35V144H34ZM42 146V147H43ZM72 146V145H71ZM157 146V145H156ZM164 146H168V145H166V143H165V145H163V147ZM213 146H215V145H213ZM235 146V147H236ZM252 146H256V145H253L252 144ZM258 146V145H257ZM18 147V148H19ZM35 147H37V146H35ZM38 147H39V145H38ZM45 147V148H46ZM56 147H58L59 148V146H56ZM143 147V146H142ZM158 147L159 146H157V150H158ZM162 147V148H163ZM185 147V146H184ZM216 147V146H215ZM219 147H220V145H219ZM228 147V148H229ZM31 148V147H30ZM48 148H50L49 146H48ZM57 148V149H58ZM72 149V150H74V153L76 152L75 151V149ZM145 148H144V150H143V148H142V152L143 151H145ZM156 148V147H155ZM160 148V147H159ZM164 148H166V147H164ZM168 148V147H167ZM172 148H174V147H172ZM233 148V147H232ZM9 149H11V147L9 148ZM32 149H33V146H32ZM36 149V151H34V152H38L39 150L37 149V148H35ZM34 149V150H35ZM43 149V148H42ZM41 149V150H42ZM53 149L54 148H52V150H50V151H53ZM56 149V151H58V150H60V149H58L57 150ZM148 149H151V148H147V150ZM171 149V148H170ZM175 149V148H174ZM173 149V150H174ZM217 149H219V148H217ZM225 149V148H224ZM230 149V148H229ZM243 149V148H242ZM251 149V148H250ZM246 150L245 151V154H246V152H249V151H252V150ZM253 149H254V147H253ZM256 149V148H255ZM258 149L260 150V148L258 147ZM257 149V150H258ZM19 150H21L22 151V148L21 149H19ZM18 150V151H19ZM28 150V149H27ZM26 150V151H27ZM44 150V149H43ZM139 150V149H138ZM141 150V149H140ZM152 150H153V147H152ZM152 150H150L151 152H152ZM172 150V149H171ZM176 150H178V149H176ZM184 150V149H183ZM183 150H180V151H182V152H184ZM209 150H210V148H209ZM11 151V150H10ZM21 151H19L20 153H21ZM22 151V152H23ZM54 151H55V149H54ZM149 150L147 151V152H150ZM165 151V150H164ZM175 151V150H174ZM233 151H237V152H243V150H240V151H238V149L237 150H233ZM261 151V150H260ZM9 152V151H8ZM19 152H17V153H19ZM28 152H30V150L29 151H27L26 153H27V156L29 157L30 155H28L29 153ZM33 151H31L30 153H32ZM42 153H39V154H43V156H41L40 158H39V160H42V159H44L43 157H44V153H43V151H41ZM47 152H49L48 151V149H47ZM59 153L61 152V151H58ZM63 152V151H62ZM146 152V151H145ZM151 152H150V154H151ZM156 152V149H155V151H154V153ZM177 153H181V152H178V151H176ZM202 152V151H201ZM206 152V151H205ZM210 152H212V151H210ZM241 152V153H242ZM262 152V151H261ZM12 153H14V152H12ZM11 153V154H12ZM19 153V154H20ZM57 153V152H56ZM144 153V152H143ZM154 153H152L151 155L149 154L148 155V153H145L146 154V156H145V154L143 155L142 153V156L143 157H148V158H146L147 160H149V162L151 161L150 160V158L152 157V155L154 154ZM158 153H159V151H158ZM196 153V152H195ZM217 153H219V152H217ZM228 152H226V154H227ZM230 153V152H229ZM231 153H233V152H231ZM235 153V152H234ZM244 153V152H243ZM251 154H253L252 152H250ZM260 153V152H259ZM8 154H10V153H8ZM23 154V153H22ZM37 154V153H36ZM36 154L34 155V156H36ZM49 154V153H48ZM55 154V153H51V155L50 156H52L53 157V155ZM135 154V153H134ZM141 154L139 155V157H140V159L139 160H141ZM171 154H173L172 152H171ZM183 154H188V153H183ZM220 154H221V152H220ZM224 154V153H223ZM237 154V153H236ZM14 155H16V154H14ZM13 155V156H14ZM24 155H26V154H24ZM23 155V156H24ZM32 155V157L35 159V157ZM45 155H47V154H45ZM56 155V154H55ZM55 155H54V157H55ZM76 155V156H77ZM230 155V154H229ZM253 155H256V154H253ZM16 156H18V155H16ZM20 156H22L21 154H20ZM39 155H37V157H38ZM57 156H58V154H57ZM56 156V157H57ZM60 156H61V154H60ZM59 156V157H60ZM63 156L64 155H62L61 157L63 158ZM64 156V157H65ZM75 156V155H74ZM154 156V155H153ZM173 157L172 158H174L175 159V156H174V154L172 155ZM217 156V155H216ZM237 156V155H236ZM238 156H240V155H238ZM249 156V155H248ZM47 157H48V155H47ZM46 157V158H47ZM55 157V158H56ZM78 157L77 158H75V159H78ZM142 157V158H143ZM150 157V158H149ZM157 157V156H156ZM185 157V156H184ZM207 157V156H206ZM243 157H245V156H243ZM9 158H11L10 156H9ZM21 158L23 159V157H20V162L22 163L23 161H21ZM42 158V159H41ZM129 158V157H128ZM133 158V157H132ZM160 158V157H159ZM158 158V159H159ZM170 158V157H169ZM186 158V157H185ZM201 159H204V158H202V157H200ZM199 157H198V159H200ZM215 158V157H214ZM217 158V157H216ZM232 158H234V156L233 157H231V159ZM245 158H247V157H245ZM13 159V162H10L11 164L13 163H15L14 162V157L12 158ZM32 159V158H31ZM34 159H32V160H34ZM135 159H138V158H135ZM143 159H145V158H143ZM142 159V160H143ZM181 159V158H180ZM179 159V160H180ZM187 159V158H186ZM194 159H195V157H194ZM231 159H229V161H227V162H231L230 160ZM235 159H236V157H235ZM238 159H240V160H242V159H244V158H237L235 161H232V162H234V164H236V163H238V162H236ZM249 159V158H248ZM256 159H257V156H256ZM12 161L11 159H8V161ZM19 160H17V161H19ZM28 160V159H27ZM129 160V159H128ZM157 160V159H156ZM206 160V159H205ZM208 160V159H207ZM206 160V161H207ZM215 160V159H214ZM232 160H234V159H232ZM250 160H253V161H256V162H258L257 160H255L254 158L252 159H249L248 161H249V163L248 162H246L249 166H246V170H248V168L250 167V165L252 166V165H254V163L252 164V162H250ZM6 161H4V162H1L2 163V165H1V163H0V167L2 168V167H6L8 170H9V173H7V172H4V169L2 168H0V186L3 184H6V186H11L13 189H17V187L16 188H14L13 186H12V184L11 185H9L10 184V181H11V179L13 178L12 176H11V174L12 175H14L13 173H15V170H16V167H15V164H16V166H17V168H18V166H19V168H18V170L19 169H21V168H25V166L27 167L28 166V163H27V165H25L24 164V167L21 165L20 166V164L18 163H15L12 167H14V168H11V170H10V168H8L9 166H8V162H6ZM25 161V160H24ZM45 161V160H44ZM47 161L49 162L50 160L48 159V160H46L45 161V163H47ZM64 160H60V159H57L56 158V160H53V163H56V164H60V163H62V164H64L65 166H67V167H70V168H72L73 170H74V168H76V167H74V165L76 164H70L69 162H63ZM134 161V160H133ZM144 161V160H143ZM178 161V160H177ZM186 161V160H185ZM192 161H194V160H192ZM196 161V160H195ZM195 161L193 162V163H195ZM200 161V160H199ZM198 161V162H199ZM203 161V164H204V160H202ZM244 161V160H243ZM246 161V160H245ZM27 162V161H26ZM29 162H31L30 161V158H29ZM36 162H38V159L36 160L35 159V163ZM40 162V161H39ZM38 162V163H39ZM41 162H43V160L41 161ZM40 162V163H41ZM77 162V161H76ZM127 163H128V161H126ZM125 162V163H126ZM130 162L132 163V160L130 159ZM157 162V161H156ZM160 162V161H159ZM158 162V163H159ZM179 162V161H178ZM226 162V160H225V162H223V163H221V164H219V161L217 162L218 164H219V166H220V168H221V170H222V174H223V171L224 172H226L227 171V169H228V174H226V175H230L229 174V172L230 173H233V171H235V168H236V165H238V164H236L235 165V168H233V167H231L228 163ZM231 162V163H232ZM242 162V161H241ZM4 163L6 164V166H4ZM33 163V162H32ZM32 163H31V165H32ZM44 163V165H46L47 166V164H45ZM53 163H50V164H53ZM130 163V165H128L129 167H127L128 169L130 168V166H131V170H133V166H132V164ZM136 163V162H135ZM138 163V162H137ZM186 163V162H185ZM200 163H201V161H200ZM30 164V163H29ZM42 164V163H41ZM83 164V165H84ZM153 164V163H152ZM205 164H206V162H205ZM214 164V163H213ZM234 164H231L232 166H234ZM259 164V163H258ZM10 165V164H9ZM34 165V164H33ZM37 165V164H36ZM36 165H34V166H36ZM40 165V164H39ZM38 165V166H39ZM54 165V164H53ZM64 165H63V167H64ZM127 164H125L123 167H125ZM179 165H182V164H180L179 163ZM199 165V164H198ZM246 165V164H245ZM256 166H257V164H255ZM8 166V167H7ZM42 166V169L41 168H38L37 166H36V168H38V169H40V171L41 172H44L43 170L46 168H43V165H41ZM40 166V167H41ZM61 166V165H60ZM59 166V167H60ZM136 166V167H135ZM139 166V168L141 167V165H138ZM193 166H195V164L193 165ZM212 166V165H211ZM219 166H217V167H219ZM222 166H224V168L226 169V171L225 170H223L224 168L222 167ZM231 168H230V167ZM240 166V165H239ZM243 166V165H242ZM33 167V166H32ZM32 167H30V168H32ZM49 167H52L51 165L49 166ZM48 167V168H49ZM85 167V166H84ZM104 167V166H103ZM157 166H155V168H156ZM181 167H182V169L183 168H185V167H183V165L182 166H180V170H181ZM202 167V166H201ZM208 167V166H207ZM213 167H215V166H212V168ZM227 167V168H226ZM230 169H229V168ZM34 168V167H33ZM47 168V169H48ZM53 169L54 168H56V167H52ZM83 168V167H82ZM81 168V169H82ZM134 168L136 169L137 168V165H135L134 164ZM195 168H196V166H195ZM198 168V167H197ZM203 168V167H202ZM211 168V167H210ZM239 168V167H238ZM242 168V167H241ZM239 169V170H241V173H240V175L242 174V172L244 171L245 172V169H243L244 168V166H243V168L242 169ZM252 168V170H254L255 172H257L256 170H255V168H258V167H251ZM14 170V172H13V170ZM52 169V170H53ZM60 169H62V168H60ZM67 169V168H66ZM72 169L70 170L71 171V173H74V172H72ZM87 169V168H86ZM122 169V170H121ZM138 169V168H137ZM147 169V168H146ZM159 169H163V167L162 166H159ZM204 169V168H203ZM217 169V168H216ZM231 169L233 170L232 172H231ZM6 170V169H5ZM18 170H16L17 172H18ZM52 170H51V172H52ZM56 170V169H55ZM68 170V169H67ZM76 170V169H75ZM74 170V171H75ZM89 170V169H88ZM103 170H105V168L103 169ZM130 170V169H129ZM130 170V171H131ZM185 170V169H184ZM215 170V169H214ZM213 170V171H214ZM238 170V169H237ZM238 170V171H239ZM243 170V171H242ZM249 170H251V169H249ZM251 170V171H252ZM11 171V172H10ZM20 171H22V170H20ZM23 171H24V169H23ZM22 171V172H23ZM45 171H46V169H45ZM49 171H50V168H49ZM63 171V170H62ZM64 171H65V169H64ZM121 171V172H120ZM122 171H124V172H122ZM177 171V170H176ZM183 171V170H182ZM182 171H180L179 173H180V175L182 174ZM209 170L207 169V173L208 174H210L209 172H208ZM237 171V172H238ZM36 172V171H35ZM39 172V171H38ZM90 172V171H89ZM121 173V176L120 175H118V173ZM142 172H144V173H142ZM146 172V173H145ZM184 172V171H183ZM216 172V171H215ZM244 172H243V174H244ZM250 172V171H249ZM254 172V173H255ZM11 173V174H10ZM25 173H26V170H25ZM46 173V176H47V172H45ZM66 173V172H65ZM92 173H90V174H92ZM119 173V174H120ZM124 173V174H123ZM131 173H133V171H131ZM202 173V172H201ZM206 173V174H207ZM219 173V172H218ZM227 173V172H226ZM234 173H236V172H234ZM5 174V175H4ZM16 174V173H15ZM20 174V173H19ZM31 174H32V172H31ZM37 174V172L35 173V175ZM40 174V176L41 177H39V178H36V181L38 182V180L39 179H41V180H43L42 178L45 176V174H44V176L42 177V173H39ZM53 174V173H52ZM79 174V173H78ZM86 174H88L87 172H86ZM125 174H126V176L129 178H127V177H125ZM237 174V173H236ZM246 175H248V173H245ZM244 174V175H245ZM262 174V173H261ZM6 175L9 177V175H10V177H11V179H9V178H7V179H9L10 181H9V184H8V180L6 179ZM17 175V174H16ZM38 175V174H37ZM53 175H57V174H55V172H54V174ZM53 175H51V177L49 176V178H47V179H49L50 181H52V176ZM173 177H172V176ZM215 175V174H214ZM232 175H235V174H232ZM245 175V176H246ZM15 176V175H14ZM20 176H22V174L21 175H19L18 177L20 178ZM29 176V175H28ZM45 176V177H46ZM181 176H183V175H181ZM205 176V175H204ZM208 177L210 176V178L211 177H213V175H207ZM216 176V175H215ZM215 176H214V178H215ZM237 176H239V174H237ZM241 176H243V175H241ZM16 177L17 176H15V179H16ZM23 177V176H22ZM30 177V176H29ZM60 177H61V175H60ZM126 179H125V178ZM218 177V176H217ZM221 177V176H220ZM220 177H218V178H220ZM222 177H225V175H222ZM234 177V176H233ZM244 177V176H243ZM246 177H248V176H246ZM257 177V176H256ZM52 178V179H51ZM63 178V177H62ZM88 178H89V176H88ZM205 178V177H204ZM203 178V179H204ZM217 178V179H218ZM236 178V177H235ZM238 178V177H237ZM21 179V178H20ZM25 179H27L26 177H25ZM25 179H23L22 181H23V183L21 184V182H20V184L21 185H24V184H26L25 182H24V180ZM32 179V178H31ZM38 179V180H37ZM67 179H70V178H67ZM203 179H200L202 182H203ZM222 179V178H221ZM232 180L234 179V178H231ZM241 179V178H240ZM244 179V178H243ZM44 180H45V178H44ZM43 180V183H45L46 184V182ZM54 181H55V179H53ZM71 180H73V179H71ZM75 180H79V179H74V181ZM177 180H180V182H178ZM209 180V179H208ZM224 180V179H223ZM222 180V181H223ZM226 180H229V179H226V177H225V180H224V182L226 181ZM231 180V181H232ZM236 180V179H235ZM235 180L233 181L234 183H236L237 182V185H239V187H241V184H242V186L244 187V185H248V184H243V183H245V182H241L240 183V181L238 182V180L235 182ZM26 181V180H25ZM33 181V180H32ZM50 181H47V182H50ZM57 181V180H56ZM56 181L54 182V183H56ZM58 181H59V179H58ZM61 181V182H60ZM59 181V183H62V180H60ZM65 181V180H64ZM82 181V180H81ZM210 181V180H209ZM222 181H220V182H222ZM247 181V180H246ZM15 182H16V180H15ZM27 182V181H26ZM31 182V181H30ZM67 182H68V180L66 181V182H63V183H66L67 184ZM151 182H152V180H151ZM154 182H155V180H154ZM197 182V180L196 181H193L192 183H196ZM199 182V181H198ZM205 182H206V178H205ZM204 182V183H205ZM219 182V181H218ZM249 182V181H248ZM252 182V181H251ZM258 182H261L260 180H258ZM40 183H41V181H40ZM43 183H42V185H43ZM54 183H53V181L51 182V184L53 185V186H55L54 185ZM58 183V184H59ZM68 183H70V182H68ZM191 183V184H192ZM231 183V182H230ZM234 183H231V184H233V185H235L236 186V184H234ZM240 183V184H239ZM247 183V182H246ZM250 183V182H249ZM253 183V182H252ZM262 183V182H261ZM261 183L259 184V188L261 189V187H260V185H261ZM15 184V183H14ZM19 184V185H20ZM73 184H75V183H73ZM80 183H78L77 185H75V186H78ZM150 184V185H149ZM200 184V183H199ZM199 184H197V185H199ZM224 184H226V183H224ZM223 184V185H224ZM230 184V185H231ZM3 185H2V188H3ZM41 185V184H40ZM41 185V186H42ZM47 185V184H46ZM50 185V184H49ZM82 185V184H81ZM148 185L149 186H152L153 188H148ZM154 185V184H153ZM155 185H157V184H155ZM196 185V184H195ZM201 185V184H200ZM223 185L221 186V187H223ZM229 185V184H228ZM228 185H227V187H225V188H228ZM229 185V186H230ZM232 185V186H233ZM250 185V184H249ZM254 186H255V184H253ZM257 185V184H256ZM16 186H17V184H16ZM31 186V185H30ZM37 186V185H36ZM41 186H39V188H41ZM67 186V185H66ZM74 186V188H76L75 190L77 191V187H75ZM83 186V185H82ZM89 186V185H88ZM193 186V185H192ZM201 186H203V184L201 185ZM231 186V187H232ZM5 187V186H4ZM20 187V186H19ZM43 187H45V186H43ZM43 187H42V190H44L43 189ZM87 187V186H86ZM86 187H85V189H86ZM90 187V186H89ZM238 187V186H237ZM238 187V188H239ZM247 187V186H246ZM249 187V186H248ZM258 187V186H257ZM257 187H255V188H257ZM1 188V187H0ZM1 188V189H2ZM10 188V187H9ZM24 188H26L25 186H24ZM24 188H22L21 190L24 192L25 190H24ZM48 188H50L49 186H48ZM48 188H47V186H46V189H47V191H48V193H50L49 191L52 189V187H51V189H49L48 190ZM59 188H60V186H59ZM59 188H57V189H59ZM82 188V187H81ZM162 188V189H164V190H166V191H168V192H174V191H182L181 193H180V195H181V197L183 198L184 197V199L186 198V199H189L190 201L192 200V201H195V203L197 202V204H195V203H193V204H195V205H191L192 207H190V205H189V207L190 208H188V209H183V210H178V209H175V205H173V204H170V202H165V201H163V200H159L160 198V196L162 197V195L160 194V195H158L156 192H158V191H160V189ZM232 188H234V189H236V187H232ZM251 188H253L254 189V187L252 186ZM250 188V189H251ZM7 190H8V187L6 188ZM12 189V190H13ZM27 189H29V187L27 188ZM34 189H36V188H34ZM54 189H56V188H54ZM56 189V190H57ZM62 189V188H61ZM61 189H59V190H61ZM68 189V188H67ZM233 189V190H234ZM240 189H242V191H245L246 190V188H245V190H244V188H240ZM248 189V188H247ZM252 189V190H253ZM4 190V189H3ZM20 190V189H19ZM40 192H41V190L40 189H38ZM79 190V189H78ZM232 190V189H231ZM230 190V191H231ZM233 190L231 191V192H233ZM257 190V189H256ZM1 191V190H0ZM52 191H54V190H52ZM51 191V192H52ZM62 191V190H61ZM67 191H70L69 189L67 190ZM186 191V190H185ZM229 191V189H228V191L227 192H230ZM235 191V190H234ZM236 191H238V189H236ZM249 191V189L247 190V192ZM259 191V190H258ZM5 192V191H4ZM11 192V191H10ZM26 192H28V191H26ZM30 192V191H29ZM29 192L28 193H26V194H28V195H30L29 194ZM38 192V191H37ZM43 192H45L46 193V195H47V192H46V190L45 191H43ZM164 192V191H163ZM175 192V193H176ZM246 192V193H247ZM250 192V191H249ZM259 192H261V191H259ZM5 194V193H3V192H0V194ZM8 193H9V191H8ZM7 193V194H8ZM44 193V194H45ZM56 193V194H57ZM69 193V192H68ZM88 193V192H87ZM146 193H147V195H146ZM237 193V192H236ZM235 193V195H238L239 196V192L236 194ZM252 192H250L249 194H251ZM12 194H14V193H11V195ZM16 194V193H15ZM20 194V193H19ZM24 194H25V192H24ZM54 194H55V191H54ZM58 194V195H59ZM137 194V197L135 196ZM248 194V193H247ZM9 195H10V193H9ZM22 195H23V193H22ZM52 195V196H51ZM146 195V196H145ZM178 195V194H177ZM176 195V196H177ZM179 195V196H180ZM183 195H184V193H183ZM261 195H263V193H260V197L259 198H262L261 197ZM8 196V195H7ZM16 196V195H15ZM26 196V195H25ZM135 196V197H134ZM145 196V197H144ZM148 196V197H147ZM171 196H172V194H171ZM254 196H255V191H254ZM12 197V196H11ZM21 197V196H20ZM19 197V198H20ZM36 197V196H35ZM82 197V196H81ZM175 197V196H174ZM242 197V196H241ZM264 197V196H263ZM3 198V197H2ZM4 198H5V200L3 201V200H1V198H0V204L1 205H3V206H1V208L2 207H4V209L3 210H1V212H0V215H1V219H3V215H4V213H6V214H8L9 215V213L11 214V212L13 213L12 214V217H13V215H15V218L17 217V215H16V213L17 212H14V211H12V210H17V209H15L16 207H18V205H16V207L14 208V209H12V206H10V204L8 205V203H12L13 201H11L10 200V202L8 201V200H6V199H8L9 198V196H8V198L7 197H5L4 196ZM33 198V197H32ZM31 198V199H32ZM41 199H38V198H36V199H38V203H37V205L35 206V209H33V210H35V212L38 210L36 207L39 205V204H41L40 203V200H43L42 199V197H40ZM66 199H67V196L65 197ZM88 198V197H87ZM136 198H137V200H136ZM159 198V199H158ZM166 198V197H165ZM176 198V197H175ZM233 198V197H232ZM237 197H235V199L233 198L232 200L233 201H235V200H237L236 199ZM243 198H245V197H243ZM17 199V198H16ZM22 199H23V197H22ZM22 199H18V201L19 200H22ZM26 199V198H25ZM35 199V198H34ZM66 199H64V201H63V204H64V202L66 201ZM72 199V198H71ZM112 199H110L111 201H112ZM134 199H135V201H137L136 202V204L134 203ZM185 199V200H186ZM239 199H241L240 197H239ZM238 199V200H239ZM246 199V198H245ZM256 199V198H255ZM264 199V198H263ZM26 200H28V199H26ZM25 200V201H26ZM87 200V199H86ZM115 200L114 201H112V206L114 205L113 204V202H115ZM118 200H117V202H118ZM211 200H213V202L214 203H219V204H216V205H219L220 207V209L219 210H216L217 208H215V209H213V210H215V211H212V212H215V213H212L211 211V213H209V214H205L204 213V211H205V209L206 208H208V207H205L204 205H205V203L207 204V202L209 201L210 202V204H211ZM230 200V199H229ZM228 200V201H229ZM231 200V201H232ZM243 200V199H242ZM250 200V199H249ZM249 200H248V202H249ZM260 200V199H259ZM16 201V200H15ZM24 201V200H23ZM23 201H20L21 203L23 202ZM28 201H30V200H28ZM89 201V200H88ZM111 201H109V202H111ZM141 202V203H139L138 204V202ZM167 201H169V200H167ZM239 201H241V200H239ZM262 201V200H261ZM17 202V201H16ZM19 202V203H20ZM53 202L55 203L54 205H53ZM116 202V203H117ZM209 202H208V205H209ZM212 202V203H213ZM226 202H227V200H226ZM225 202V203H226ZM237 202V201H236ZM244 202V201H243ZM242 202V203H243ZM252 202V201H251ZM32 203V202H31ZM30 203V204H31ZM35 203H36V200H35ZM44 203H46V202H44ZM44 203L43 204H41V205H44ZM68 203V202H67ZM67 203H66V205H67ZM84 203H86V202H84ZM90 203V202H89ZM115 203V204H116ZM119 203V202H118ZM224 203V204H225ZM235 203V202H234ZM245 204L247 203V202H244ZM254 202H252V204H253ZM14 204H15V202H14ZM26 206H28V208H29V204L27 203V201H26ZM34 204V203H33ZM47 204V203H46ZM72 204V203H71ZM93 204V203H92ZM121 204V203H120ZM179 204V203H178ZM188 204V201L185 203V205L186 206H188L187 205ZM190 204V203H189ZM192 204V203H191ZM222 204V203H221ZM249 204L252 206V204L249 202ZM259 204H261L260 203V201H259ZM264 204V203H263ZM10 206V208L8 207V206ZM49 205V204H48ZM72 205H74V203L72 204ZM80 205V204H79ZM96 205V207H94ZM111 205V204H110ZM109 204H108V208H110L109 206H110ZM184 205V204H183ZM198 205H200V206H198ZM226 205V204H225ZM231 205V204H230ZM237 205V204H236ZM236 205L234 204V205H231V206H235L236 207ZM239 205V204H238ZM257 205V204H256ZM26 206H24L23 207V209H21L22 208V206H21V210H24L25 208H27ZM45 206V205H44ZM81 206V205H80ZM83 206V205H82ZM107 206V205H106ZM118 206H120V205H118ZM118 206H116V207H118ZM121 206V207H122ZM181 206V205H180ZM194 206V207H193ZM205 208H204V207ZM244 207H242V204H241V206L240 207H242L243 209L245 208V206L246 205H243ZM255 206V205H254ZM253 206V207H254ZM13 207H14V205H13ZM20 207V206H19ZM39 207H40V205H39ZM43 207V206H42ZM42 207H40V210L42 209ZM74 207V206H73ZM77 207V206H76ZM114 207V206H113ZM177 207H179V206H177ZM218 207V206H217ZM253 207H251V209L253 208ZM257 207V206H256ZM27 208V209H28ZM49 208V207H48ZM58 208V209H57ZM83 208V207H82ZM103 208H99V210L100 209H103ZM43 209H45V208H43ZM78 209V208H77ZM111 209V208H110ZM246 209V208H245ZM249 209H250V206H249ZM251 209H250V211H251ZM39 210V211H40ZM79 210V209H78ZM98 210V211H99ZM108 210V211H107ZM113 210H115V207L113 208ZM117 210V209H116ZM114 211V212H117V211ZM123 210V211H124ZM248 210V209H247ZM246 210V211H247ZM258 210H260L259 208H258ZM42 211V210H41ZM45 211V210H44ZM83 211V210H82ZM261 211V210H260ZM21 212V211H20ZM43 212V211H42ZM81 212V211H80ZM254 212H255V210H254ZM253 212V213H254ZM15 213V214H14ZM37 213H39V212H37ZM74 213V212H73ZM78 213V212H77ZM82 213V212H81ZM80 213V214H81ZM123 213V212H122ZM252 213V212H251ZM256 213V212H255ZM255 213H254V215H255ZM3 214V215H2ZM18 214V213H17ZM44 213H42V215H43ZM71 214V213H70ZM69 214V215H70ZM83 214V213H82ZM93 214H94V212H93ZM256 214H258V213H256ZM45 215H47L46 213H45ZM69 215H68V217H69ZM73 215V214H72ZM71 215V217H73ZM76 215H78V214H76ZM74 216H75V214H74ZM81 215H78V217H80ZM94 216V215H93ZM136 216V217H135ZM257 216V215H256ZM12 217H11V215H10V219H12ZM39 217V216H38ZM70 217V218H71ZM127 217H129V218H127ZM233 217V216H232ZM255 217V216H254ZM5 218V217H4ZM6 218H9V216H7ZM14 218V217H13ZM44 218H46V217H44ZM74 218V217H73ZM73 218H71V219H73ZM86 218H87V216H86ZM134 218V219H133ZM238 218V217H237ZM256 218V217H255ZM10 219H9V221H5V220H3V222H6L7 223V225L9 224L8 222H10ZM50 219V218H49ZM60 219V218H59ZM79 219V218H78ZM77 218L75 219L77 222L79 221ZM89 219V218H88ZM98 219H100V218H98ZM259 218H257L256 219V221L258 220ZM39 220H40V217H39ZM41 220H43V219H41ZM45 220V219H44ZM61 220V219H60ZM60 220H59V222H60ZM62 220H64V219H62ZM82 220V219H81ZM236 220V219H235ZM33 221V220H32ZM46 221H47V219H46ZM75 221V222H76ZM0 222H1V220H0ZM11 222H13V223H10L11 225L10 226H12V224H14V222H16V219H15V221H13V220H11ZM57 223H59L58 221H56ZM93 222V221H92ZM231 222V221H230ZM233 222V221H232ZM239 222V221H238ZM238 222H237V224L236 225H238ZM6 223H4V225L6 224ZM54 223V222H53ZM52 223V224H53ZM56 223V224H57ZM65 223V222H64ZM80 223V222H79ZM83 223V222H82ZM97 223V222H96ZM258 223V222H257ZM41 224V223H40ZM44 224V223H43ZM61 224H63L62 222H61ZM78 224V223H77ZM98 224V225H99ZM123 224V223H122ZM254 224H256L255 222H254ZM262 224V225H261ZM4 225H3V228H4ZM46 225V224H45ZM47 225H49L50 226V224L49 223H47ZM92 225V224H91ZM121 225V224H120ZM1 226H2V223H1ZM80 226H81V223H80ZM82 226H84V225H82ZM81 226V227H82ZM172 226V228H170ZM256 226V225H255ZM255 226H253V229H254V227ZM259 226H264V222H262V223H259ZM6 227V229H7V226H5ZM13 227V226H12ZM11 227V228H12ZM45 227V226H44ZM59 227H60V225H59ZM239 227H241L240 225H239ZM15 228V227H14ZM27 228V227H26ZM77 228H80V227H78V226H76V229ZM83 228V227H82ZM81 228V229H82ZM85 228V227H84ZM93 228V227H92ZM91 227H90V229H92ZM231 228V227H230ZM260 228H263V227H260ZM5 229V228H4ZM5 229V230H6ZM13 229V228H12ZM18 229V228H17ZM25 229V228H24ZM65 229V228H64ZM75 229V228H74ZM75 229V230H76ZM118 229H120L119 227H117V231L118 232H120ZM27 230V229H26ZM84 229H82V231H83ZM96 229H94V231H95ZM240 230H241V228H240ZM259 230V229H258ZM263 231H264V228L262 229ZM261 230V232H263ZM3 231V230H2ZM63 231V232H62ZM65 231V232H64ZM71 231H73V232H71ZM79 231V230H78ZM77 231V232H78ZM90 231V230H89ZM93 231V229H92V233H95L96 234V231L94 232ZM116 231V232H117ZM8 232H10V227H9V231ZM11 232H12V230H11ZM10 232V233H11ZM59 232H58V234H59ZM122 232V231H121ZM258 232H260V231H258ZM0 233H1V231H0ZM4 233H5V231H4ZM7 233V232H6ZM13 233H15V231L13 232ZM12 233V234H13ZM24 233V232H23ZM73 233V234H72ZM92 233H90L89 232V234H92ZM8 234V233H7ZM15 234H17V233H15ZM14 234V235H15ZM19 234V233H18ZM29 234V233H28ZM31 234H32V232H31ZM45 234V233H44ZM116 234L118 235V236H116ZM1 235V234H0ZM63 235V234H62ZM87 235V234H86ZM97 235H99V234H97ZM254 236H255V234H253ZM8 236V235H7ZM11 236V235H10ZM16 236V235H15ZM15 236H13V238L15 237ZM19 237H20V235H18ZM40 236H42L41 235V233H40ZM91 236H93V235H91ZM88 237H90V236H88ZM99 237V236H98ZM99 237V238H100ZM236 237V236H235ZM7 238V237H6ZM18 238V237H17ZM36 238V237H35ZM86 238V237H85ZM255 238V237H254ZM258 238V237H257ZM257 238H255V240L257 239ZM4 239V238H3ZM12 239V238H11ZM23 239V238H22ZM22 239H20V240H22ZM34 238H32V240H33ZM98 239V238H97ZM111 239H112V237H111ZM259 239V238H258ZM93 240V239H92ZM100 240V239H99ZM14 241V240H13ZM90 241H91V238H90ZM104 241H106L105 240V238H104ZM113 241V240H112ZM111 241V242H112ZM114 241V242H115ZM1 242V241H0ZM93 242V241H92ZM110 242V241H109ZM42 242H40V244H41ZM106 243V242H105ZM257 243V242H256ZM34 245H36V243H33ZM39 244V245H40ZM85 244H86V242H85ZM103 244V243H102ZM115 244V243H114ZM14 245V244H13ZM37 245H38V243H37ZM112 245H113V242H112ZM85 246V245H84ZM86 246H87V244H86ZM94 246V245H93ZM101 246V245H100ZM6 247V246H5ZM88 247V246H87ZM95 247V246H94ZM0 248H3L2 246L0 247ZM20 248V247H19ZM19 248H17V249H19ZM264 248V247H263ZM4 249V248H3ZM13 249V248H12ZM22 249H24L25 250V247L24 248H22ZM10 250V249H9ZM70 250H74V252H76L75 254H73L72 255V253H67V251H70ZM94 250V249H93ZM16 250H14V252H15ZM23 251V250H22ZM21 251V252H22ZM36 251V252H37ZM66 251V253H64ZM8 252V251H7ZM6 252V253H7ZM26 252H27V250H26ZM33 252H35V251H33ZM72 252V251H71ZM1 253V252H0ZM19 253H20V251H19ZM30 253V252H29ZM32 253V252H31ZM30 253V254H31ZM50 254V255H49ZM57 254H55V255H57ZM3 255H5L6 256V254H4L3 253ZM3 255L2 254H0V256L1 257H3ZM38 255V256H37ZM7 256H8V258L10 257L8 254H7ZM13 256H15V255H13ZM13 256H11V257H13ZM25 256V255H24ZM31 255H29L28 257L29 258H31V257H33V255L30 257ZM46 256H42V257H44V259H46ZM47 256V258H48V262H46V263H48V264H50L51 262V260L49 259V257ZM54 256V255H53ZM103 256H105V257H103ZM17 257V259H14V260H18L19 259V257H20V254H19V257L18 256H16ZM15 257V258H16ZM5 258V257H4ZM3 258V259H4ZM7 258V257H6ZM35 258V259H36ZM159 258V259H158ZM12 259V260H13ZM22 259V258H21ZM28 259V258H27ZM32 259L33 258H31V260L29 259V262H28V264L30 263V261H31V263L30 264H32ZM158 259V260H157ZM5 261H3L2 260V258H0V264H16V263H14V260H13V262L11 261H9V260H11L10 258H9V262L8 261H6V259H4ZM39 260H40V262H41V259H38L37 261L39 262ZM111 260V259H110ZM115 260V261H116ZM47 261V260H46ZM181 261H182V263H181ZM21 262H23V259H22V261ZM26 262V261H25ZM25 262L23 263V264H25ZM37 262V263H38ZM111 262V261H110ZM157 262V263H156ZM53 264H55L54 263V261L52 262ZM51 263V264H52ZM107 263H105V264H107ZM112 263H113V260H112ZM17 264H19V262H17ZM26 264H27V262H26ZM34 264H35V262H34ZM39 264V263H38ZM41 264V263H40ZM42 264H43V262H42ZM44 264H45V261H44ZM110 264V263H109Z\"/></svg>","mask_w":264,"mask_h":264},{"label":"rangeland","instance_id":"rangeland-1","mask_svg":"<svg viewBox=\"0 0 264 264\" xmlns=\"http://www.w3.org/2000/svg\"><path fill=\"white\" fill-rule=\"evenodd\" d=\"M12 2H14L13 4L15 5V7H16V5H17V8H21V7H18V5H20V4H22V1H24V0H11ZM42 1H44V2H42ZM73 1V2H72ZM162 2H160V0H148V2H150V4H151V6L150 5H148V10L149 11H147V13L144 15V16H138L137 14H135V12L133 13V14H131L128 18H129V20H128V22L127 23H125L124 25H122V26H124V27H130L129 25H131V24H133V26H135V28L132 26L131 28L132 29H135L136 31L137 30H139V31H141V29L140 28H142V27H144V26H146V28L147 29H159V28H162V29H170V30H172L173 28L172 27H175L176 26V30H177V32H178V30L180 29L179 27H180V25L178 26V19H180V17L182 16V15H180L179 13V8H178V6L179 7H181V10L183 9L185 12H187V13H191V11H192V8H193V6H194V3H195V0H192V2H191V5L189 6L188 4H190L189 3V0H175L176 1V3H175V1H173V0H170V2H171V4L170 3H168L169 1H166V3L164 2V0H161ZM180 1H182V2H180ZM200 2V0H196V2ZM202 1H204V2H202ZM201 2H200V4H202V7H203V12H202V14H200L199 16H197V17H195L192 13H191V15H193V18H191V16L189 15V14H187V13H185L184 15L186 16H182L184 19H186L187 18V16L190 18H187L186 20H191V19H198L201 23H199V24H197L196 26L197 27H204V25H205V28H208L209 29V26H210V29L212 28V27H214L215 26V28H221V27H223V25H225L226 27H227V31H228V33H230L231 35L233 34L234 36H235V38H236V40H235V42L233 41V43H231V42H228L227 40L226 41H222V42H215V44H214V41H213V34H210L209 33V38H210V40H209V38H207L208 40H206V39H204L203 40V42L202 43H200V41H198V39H200L199 37H198V39L197 38H192L193 40L194 39H197V40H191V41H185V42H183V45L180 43V45L182 46V47H180V45H179V43H177L176 45H178V47H180L181 49H182V51H179V50H181L180 48H179V50H178V48H177V46L175 45V46H173V47H167L168 48V50L171 52V54L168 56V57H170V58H168V57H164V55H165V53L166 52H164V49L166 48V46H165V48L163 47V46H161V44H159V46H158V44L156 45V43L155 42H157V41H154V39H152V41L150 42V40L147 38V37H145V38H147L146 39V42L144 41V39L142 40V41H140L138 44H136V46H135V51L137 52V53H135V54H133V57H132V61H131V63H133L134 64V66L136 67V65H135V63H137L136 62V60L139 62V60H138V58L140 57L142 60H141V62L142 63H146L145 61H147V59L148 58H145V54L146 55H150L149 53L153 50L154 51V49H156L155 47H157L158 46V53L156 54V52H151V55H153L154 56V59L156 60V62H154V65L156 66V68H158L157 70L159 71V70H162V69H166V70H168V72H169V75H170V77H168V79L170 80H173V82L172 83H174V85L176 86L175 88L177 89V90H181V88L182 87H188V88H190V89H192V91H193V95H192V98H191V93H190V98H188V94L186 95V93H181V91L179 90V92L178 93H180L181 95H179V94H177V95H179V96H177V95H175L176 97H179V100H181L182 102L184 101V102H187V101H189L190 102V99L192 100V103L193 104H195V105H197L198 107H199V109H198V114L196 115H193V113H191V115H192V119L191 120H193L194 119V117H195V119H196V121L197 120H199V117H202V118H200V120L198 121L199 123H201L202 121H201V119H203V117H207L206 118V122H207V120H209L208 119V117H210V116H212V117H214V119L216 118V120H214L213 122H210V123H214V124H210V123H208V124H210V125H208L206 122H204V123H201V125H205L206 127H208V129L207 130H209V129H211V130H209L208 132L206 131V129L204 130V129H200V132H199V130H198V132L196 131L195 132V134H194V132H191L190 134H188L186 137L187 138H184V142H179V139L177 138V139H175L176 137L175 136H173L172 134H171V132H169V131H167V130H170L169 129V126L168 127H165V125L167 126L168 124H167V122H165V123H162V125H160L159 124V126H157L156 127V125H155V127H154V129L153 130H151L152 131V133L153 134H150V133H148V132H143L142 133V131H139V129H136V131L134 130H132L131 132H129L130 130L129 129H127V130H124L125 128H124V126H118V124L117 123H115L114 124V121H112L111 122V119H109L107 116V118L105 117V115H106V113L102 110V109H100L98 106H94V104H90V103H86V101H85V97H84V95H82L83 94V90L82 89H79L78 87H75V89H74V91H73V93H74V99H76L75 100V105H81V107H83L84 105L85 106H87V107H83V108H81L80 109V106L78 107H76L75 105H72V107L73 108H75V109H72V107H70L71 105H67V108H68V110L67 109H65V105L62 107V110H61V107H58V109H57V111H55L56 109H54V108H52V107H54V106H52L51 104H54V103H56V101H54V100H52V98H51V96L50 95H48L47 93H49L50 92V90H49V92L48 91H46V90H43V86L45 87V84H47L46 82H48V83H58V85H60V86H58L59 88H61V86L63 85H65V81L64 80H66V81H68L69 83L71 82V84H73L74 86H78L79 85V83H80V80L82 79H84L85 80V82H86V80H87V75H88V73H87V71L85 70V69H87L86 67H84L85 66V63H84V61L82 60V59H77V58H69L71 61H69L71 64L73 63V61H76V63L77 64H75L76 66H74V64L73 65H71L69 62H67L68 61V59H65V60H63L64 61V64H63V62L61 61L60 62V64L62 63L63 64V67L62 66H60V67H58V66H55L54 64H52V63H50V65L48 64V63H36V64H33V65H30L29 67L28 66H22L21 64H19V63H14V64H12L11 62H9V61H7V60H4V59H2V58H0L1 60H0V74L3 72V75H4V77L5 78H3V75H1L0 76V85H1V82L3 81V82H5L7 79H8V77H10L11 78V80H10V78L6 81L7 83H3L2 82V84H4V86L3 85H1L0 86V107H6L7 109L5 110V112H6V114H5V116L7 115V117L5 118V116L3 115L4 113H3V111H0V118H2V116H3V118L2 119H0L1 121H0V131H4V133L6 134H4L5 135V139L7 140L8 139V142L6 141V146L5 147H3L2 148V151H3V155H4V153H5V151H7L6 153H5V155H6V159H7V161L4 159V161H6V162H8L9 164H8V168H14V167H12L15 163H19L20 164V166L22 165L23 167H24V164L25 165H27V163H28V166L26 167L25 166V168H21V169H19L18 170V168H19V166H18V168H17V166H16V164H15V167H16V170H18V172L15 170V173L17 174H15V173H13L15 176H17L16 177V179H15V176L14 175H12L11 173V176L13 177L12 179H11V177H10V175H9V177L6 175V179L7 178H9V179H11V181L9 180V179H7L8 181V184H9V181H10V184L9 185H11L12 183V186L14 187V188H16L17 187V189H13L11 186H6V184H2L3 185V188H2V185L0 186L1 188H0V192H3V193H5V194H0V198H1V200H5V198H4V196L5 197H7L8 198V196H9V198L8 199H6V200H8L9 202H10V200L11 201H13L12 203L10 202V203H8V205L10 204V206H12V209H14L15 207H16V205H18V207H16L15 209H17V210H12V211H14V212H17L16 213V215H17V217L15 218V215H13V217H12V212H11V214L9 213V215L8 214H6V213H4V215H3V219H1L2 217H1V215H0V220H1V222H0V231H1V235H0V247L2 246L3 248H0V254H2L3 255V253L4 254H6V256L5 255H3V257H1L0 256V258H2V260L3 261H5L4 259H6V261H8L9 260V258L11 259V260H9L10 262L12 261L13 262V260L14 259H17V257L16 256H18L19 257V254H20V257H19V259L18 260H14V263H16L17 264V262H19V264H23L25 261L27 262V264H28V262H29V259L31 260V258H33L32 259V264H34V262H35V264H42V262H43V264H44V261H45V264H48L49 262V260H48V258H47V256L46 255H43L42 254V256H46V259H44V257H42V256H40L39 255V257H38V259H41V262H40V260H39V262L37 261L38 259L36 258V256H34V254H36V253H38V251H37V249L39 250V251H41L42 250V247L44 246V242L43 241H45L46 240V236L47 235H53V236H58V237H60L61 236V238L63 239V238H66L67 236L69 237H74V234H73V236L72 235H69V234H67L68 233V231H70L68 228H70V226H68V224L66 223V222H72L73 221V224L75 225V229H76V226H78V227H80V228H77L76 230L74 229V228H70L71 230H73V231H75L76 233L75 234H79V236L78 235H75V237H77V238H81L80 237V235L82 236V239H80L82 242H86V244H87V246H86V244H85V242L83 243L84 245H83V247H82V251L84 250L85 251V248L84 247H86V251L87 250H89V248H90V252H92V253H94V251H95V253H98L99 252V249L102 247V246H105L104 244H107V243H111V247L109 246V244H107L110 248H112V246H114V245H116V242H117V240L115 241V239L113 238V236L115 235V233H117L118 235H121L122 233L124 234V232H125V230H124V222H122L123 221V216H124V214L125 215H127V213H126V211L124 210L125 209V207L124 206H122L123 204H124V202H123V200H121V201H119L118 199L119 198H117V197H120V199H122L121 198V194H118L119 192H121V191H119V192H117V196H116V200H115V198L114 199H112V198H109V199H107L106 201H111L110 199H112V201H114L115 200V202H113V206L115 207V210L117 211V212H114L115 210H113V206H112V201L111 202H107L110 206V208H108V204H106V201L104 200L103 202L107 205H105L104 207L106 208V209H108L109 210V212H111V213H114V214H118L119 212H120V210H119V207L122 209L121 210V212H120V214H118V216H122L121 218H119V219H121L122 221L121 222H119L120 224L117 226V227H119L120 229H118L120 232H118L117 231V227H115V229L116 230H114L113 232H112V235H107V236H105V237H100V233H98V230H100V228L99 229H97L98 228V226L99 227H101V223H102V220H101V212H104V209L105 208H103L102 206L104 205V203H102L101 205H100V207H98V208H92V207H90L91 205L93 206L94 205V202L91 200V199H93L94 198V187H92V185L93 184H89L88 182L90 181V182H92V176H93V173H92V171L94 172V170H95V172H96V168H97V166L98 167H100L99 169H100V171L103 173V171H107V169L108 168H106L105 167V165L106 164H102V162L99 164V163H97L96 165H93V168H94V170L92 169V167H89L88 168V166H86L87 164H84V163H82V161L81 162H78V160H81L79 157H81L80 155H83V154H85V152L84 151H82V152H77V150L74 148L75 147V142H73V136L74 135H77V133H80V135H82L81 136V138L82 139H84V137H85V133H86V124H85V120H86V118L85 117H87V113H88V111H89V109L90 110H93V111H95V114L97 113V114H99L98 115V117L100 116V113H102V115H101V119H104V122L106 121H108L107 123H108V125L109 126H111V127H113V128H115L117 131H119L120 133H122V134H128V139L131 141V144H133V145H135L134 144V142H140L139 143V147L140 148H136V145L135 146H132V147H129L128 148V150H129V155H128V157H127V159H125L124 161H123V163H124V165L125 164H127L125 167H123L124 165H122L121 167H122V169L124 170L125 168L127 169V171H129V173L131 174V176L138 170V172H139V170H141L142 168V171H144V170H147L146 172H148L149 171V169L150 168H153L151 171H149V173H156V174H153L152 175V177L150 178L149 177V179L148 180H152V182H151V180H150V184L153 186V187H156V186H158L159 187V185H160V183L159 182H162V181H165V180H167V181H170V180H172V178L171 177H169V171H173V173L177 176V177H179V179L180 180H184V182L182 183V186L184 187V190H182V191H184V192H182V191H174V192H168V191H166V190H164V189H160V191H158V192H156L158 195H162V197L160 196L158 199L159 200H163V201H165V202H170V204H173V205H175L176 207H175V209H178V210H183L184 208L185 209H188V208H190V207H192L191 205H195V204H197V202L195 203V201H190L189 199H184V197L186 196V194L187 193H189V192H191L192 190H194V189H201V188H205V187H210V186H213V187H216V186H219L220 184H221V186L224 184V183H226V184H224L223 185V187H221V186H219V187H217L220 191H221V193L222 192H225V190H226V192L225 193H228L229 194V196H230V198H228V199H226L227 200V202H226V200H222V202L221 201H217V200H214L215 202H219V203H214L213 202V200H211V204H210V202H209V205H208V202H207V204L205 203V207H208V208H206L205 209V211H204V213L205 214H209V213H211L212 211H215V210H213V209H215V208H217L216 210H219L220 208V206H222V209H220V210H224V208L223 207H226L227 206V204H228V202H229V204H228V206L226 207V210H228V212L226 211V210H224L225 212H227L228 213V215L226 214L224 217H223V219L224 220H226V222H225V226H227L228 225V228H226V229H223V230H221V231H219V235L221 236V237H223V238H227V239H232L233 240V246H234V249H236L237 250V248L239 249H245L246 248V246H243L244 245V242H245V244H248V245H251V246H254L255 248H257L258 249V251H261L262 252V257H261V259H260V264H264V231L262 230L263 228H264V226H259V223H262V222H264V120H262V119H264V112L262 113V111H260L261 110V107H262V110L264 111V99H262V97L264 98V96L263 95H260V96H262L260 99H259V97H258V95L261 93V94H264V15H262V14H264V0H250V1H247L248 2V4H247V2H245L246 4H247V6L244 4V6H242L243 4L241 3L242 1L244 2L245 0H240V3L242 4H240V3H238V1L239 0H226V3L223 5V6H221V10H220V12H218V14L219 15H216V17H215V19H217V22H216V24H214V23H208L209 21H208V18L211 20V19H213V16H210L209 15V13L212 11V9H213V7L215 6L216 8L219 6V5H222L223 3H224V1L225 0H223V1H221V0H216V2H215V0H207V1H205V0H202ZM89 3L90 5H88L87 3ZM178 2H179V4H178ZM184 2V3H183ZM209 3L210 2V6L213 4V3H211V2H215V5L213 4L212 6L213 7H211L212 9H210V6H208V4H206V5H204L203 3ZM218 2V6H216V3ZM222 2V3H221ZM18 3H20V4H18ZM45 3V4H44ZM120 3H130V0H123V1H120ZM175 3V4H174ZM180 3L182 4V5H180ZM232 3V4H231ZM0 4H2L1 2H0ZM61 4V5H60ZM65 4V1L64 0H39V2L37 3V5H36V7H33V5H27V7L29 8L30 7V9H32L31 10V17L33 18H37L36 20L38 21V26H47V27H52V26H63V25H59L58 23H56V24H52V23H50V21L51 20H54V19H59V20H64V19H70L71 18V20H75V21H70V23L72 24H70L71 25V27L72 28H77V29H79V31H81L82 30V32H84V38L86 39V41H88V42H92V37H95V36H97L96 35V32H97V30H99L100 28H102L103 27V24L101 25V23H100V19L102 20V19H108V18H110V11L108 10L107 11V9H105L104 8V6H102L101 5V3L100 2H90V1H85V0H68V4H67V6L66 5H64ZM98 6H97V5ZM178 4V5H177ZM196 4V3H195ZM234 4L236 5V6H238V8L236 7V6H234ZM42 5V6H41ZM44 5H46V6H44ZM88 5V6H87ZM166 5H172V6H166ZM184 5L186 6V7H184ZM229 5H230V7H229ZM232 5V6H231ZM262 5H263V7H262ZM89 6L90 7H94L93 8V10L90 8L89 9ZM97 6V7H96ZM99 6H100V8H102L103 7V9H104V12H105V15H102V17L100 18L99 17V15H98V17H97V13L98 12H101L102 10H100V8H99ZM102 6V7H101ZM161 6H162V10H160L161 9ZM226 6H228V7H226ZM61 7V8H60ZM71 7V8H70ZM87 7H88V10H91V12L89 11V14L91 13V15H89L88 16V10H87ZM160 7V8H159ZM171 7H173V9L171 8ZM190 7V8H189ZM214 7V8H215ZM228 8V9H226V8ZM236 7V8H235ZM240 7H241V10L242 11H244L245 10V8L247 7V11L245 10V12H242L243 14L245 13V15H248L247 17H244L243 15L242 16H239V15H241L242 13H240V11L238 10V9H240ZM244 7V8H243ZM257 7V8H256ZM263 9H262V8ZM1 8H2V6H1ZM8 8H10V7H8ZM6 9V12H5V16H3V17H5V19H8V18H10V17H12V15L11 14H9V9ZM42 10H41V9ZM61 10H60V9ZM62 8H64V9H62ZM73 8H74V10H73ZM81 8V9H80ZM95 8H99L98 9V12H95V11H97V9L95 10ZM166 9L165 11H164V9ZM188 8V9H187ZM210 9V11H209V9ZM256 8V9H255ZM258 8H259V10H258ZM10 9H12V8H10ZM70 9H72V10H70ZM191 9V10H190ZM206 9H208L206 12L208 13V15H209V17L207 16V14L205 13L204 14V12H205V10ZM237 9V10H236ZM252 9H254V11L252 10ZM262 9V13H261V17L263 18V19H261V17L260 18H256L255 16V18L257 19V21H259L260 22V19H261V21L262 22H257L256 20H255V18H253L252 16L255 14V11H259L260 12V10ZM29 10V9H28ZM41 10V11H40ZM51 10H52V12H51ZM63 10V11H62ZM80 10V12L78 13L77 11H79ZM168 10H170V11H168ZM180 10V11H181ZM182 10V11H183ZM217 10V9H216ZM224 10V11H223ZM251 10V11H250ZM0 11H2V9L0 10ZM11 11L12 10H10V13H11ZM41 12V14H40V12ZM61 11H62V13L64 12V11H66V12H64L65 13V16H64V14L62 15V13H61ZM70 11V13H72V14H70V13H68ZM92 11H94V14L95 15H93V13H92ZM107 11V12H106ZM163 11H164V13H163ZM166 11L168 12V13H166ZM222 11V12H221ZM231 11V13L233 14V12H234V15H232V14H230L229 12ZM233 11V12H232ZM236 11H237V13H236ZM238 11H239V13H238ZM248 11H250V12H248ZM254 13H253V12ZM8 12V13H7ZM59 12V13H58ZM76 12V13H75ZM115 12V11H114ZM171 12V13H170ZM214 12L216 13L217 11H215V9H213V11L211 12V13H213L214 14ZM252 12V13H251ZM259 12L258 13H256L255 15L258 17L260 14H259ZM83 13H85V16H84V14ZM155 13V14H154ZM166 13V14H165ZM210 13V14H211ZM40 14V15H39ZM60 14V15H59ZM80 14V15H79ZM161 16H160V15ZM173 14V15H172ZM227 14H229V15H227ZM252 14V15H251ZM257 14H259V15H257ZM55 15H57V16H55ZM160 18V23H156V22H153V21H151V18H153V17H157V16ZM179 15H180V17H179ZM212 15V14H211ZM226 15V16H225ZM236 15V16H235ZM251 15V16H250ZM8 16V17H7ZM62 16H63V18L64 19H62ZM88 16V17H87ZM91 16H94L93 17V19H92V17ZM107 16H108V18H107ZM208 18H207V17ZM3 17H2V19H3ZM70 17V18H69ZM76 17H78V18H76ZM87 17V18H86ZM117 19H121V18H123L121 15H116L115 16ZM140 18V19H142L143 20V22H142V20L141 21H138L137 20V18ZM143 17V18H142ZM235 17V18H234ZM241 17H244V18H248L247 20L248 21H250L251 23H250V26H248L249 25V22L246 20V19H241ZM249 17H252V18H249ZM40 18V19H39ZM83 18V19H82ZM88 20H86V19ZM96 18V19H95ZM222 18H224V19H222ZM51 19V20H50ZM139 19V20H140ZM207 19V20H206ZM234 19H236V20H234ZM251 19H252V21H251ZM259 19V20H258ZM4 20V19H3ZM82 20V21H81ZM84 20H86V22L84 21ZM94 20H96V21H94ZM99 20V21H98ZM137 22H136V21ZM203 20V21H202ZM241 20V21H240ZM256 21L257 23H253V21ZM81 21V22H80ZM97 21H98V24L100 25V28H99V25H97ZM134 21V22H133ZM161 21H163L162 23H161ZM171 21H173V23H171ZM240 21V22H239ZM254 21V22H255ZM72 22H74V23H72ZM75 22H77V23H79V24H77V25H75L76 23ZM84 22V23H83ZM137 24H136V23ZM142 22V23H141ZM145 22V23H144ZM176 22H177V24H176ZM211 22V21H210ZM248 22V23H247ZM154 23V24H153ZM240 23H242V24H240ZM74 24V25H73ZM92 24H94V25H92ZM203 24V25H202ZM211 24V25H210ZM248 24V25H247ZM252 24H258V27H257V29H252V27H255L256 28V26L255 25H253V26H251ZM49 25V26H48ZM170 25H172L171 27H170ZM175 25V26H174ZM185 25H186V27L188 26V28L191 26V24L189 23V24H187L186 22L184 23V26L181 28V29H183V30H185ZM199 25V26H198ZM245 25H246V27H245ZM261 27H260V26ZM54 26V27H55ZM81 26V28H79ZM94 26V27H93ZM102 26V27H101ZM117 26H119V25H117ZM155 26V27H154ZM160 26V27H159ZM162 26V27H161ZM240 26H244V27H240ZM0 27H8L6 24H3L2 26H0ZM168 27H170V28H168ZM179 29H178V28ZM251 27V29H249ZM172 28V29H171ZM244 28H246L245 29V31H244ZM260 28V29H259ZM263 28V29H262ZM180 29V30H181ZM209 29V30H210ZM249 29V30H248ZM144 30H146L145 29V27H144V29L142 28V31L141 32H143ZM180 30H179V32H180ZM254 31V32H250V31ZM182 31V30H181ZM91 32V33H90ZM171 33H175V35H176V31H174V32H172V31H170ZM179 32H178V34H177V36L178 35H185V36H187V33L186 32H183V33H186V34H183L182 32H180V34H179ZM211 32V31H210ZM263 32V33H262ZM89 33V34H88ZM251 33V34H250ZM260 33H262L263 35H260ZM253 34H255L254 36L256 37V38H254V36H253ZM87 35H88V37H87ZM245 35L246 36H249V39H248V37H245ZM250 35H252V37L254 38L253 40H252V38H251V36ZM257 35H259V36H257ZM91 36V37H90ZM207 36V37H208ZM212 36V37H211ZM241 37V38H240ZM244 38V39H243ZM247 38V39H246ZM212 39V40H211ZM252 41H251V40ZM94 40V39H93ZM156 40V39H155ZM205 40H206V42H205ZM144 41V42H143ZM154 41V42H153ZM202 41V40H201ZM208 41V42H207ZM251 41V42H250ZM258 41V42H257ZM152 42L153 43H155L154 45L155 46H152L153 44H152ZM187 42V43H186ZM211 44H210V43ZM213 42V43H212ZM254 42H257V43H254ZM150 43L152 44V45H150ZM157 43H159V42H157ZM204 43V45H207V46H202V44ZM254 43V44H253ZM141 44V45H140ZM229 44H231V46L229 45ZM234 44H236V45H233ZM143 45V46H142ZM201 45V46H200ZM210 45V46H209ZM213 45L215 46V48L216 49H214L213 50V53L215 54V58L213 57V53H212V50H211V48H214L213 47ZM150 46V47H149ZM154 48V49H152V47ZM208 46H209V48H208ZM212 46V47H211ZM228 46H230V47H235V48H237V50L238 51H236V49L235 48H233V50H232V48L229 50V47ZM252 46H255V48H254V50H252ZM140 47V48H139ZM142 47H144L143 49H142ZM148 49H147V48ZM206 47V50H203V48H205ZM136 48H138V49H136ZM162 48V49H161ZM170 48V49H169ZM208 48V49H207ZM141 49V50H140ZM145 49V50H144ZM150 49H151V51H150ZM174 49V50H173ZM175 49H177V52L175 51ZM191 49V50H190ZM258 49V50H257ZM149 50V51H148ZM157 50V49H156ZM163 51V53L161 54L159 51ZM166 50V49H165ZM211 50V51H210ZM84 51V50H83ZM145 51H147V52H145ZM189 51V52H188ZM191 51H192V53H194V52H197V53H194V54H192L191 55ZM205 51V52H204ZM228 51H231L232 53H228ZM256 51V52H255ZM142 52V53H141ZM149 52V53H148ZM211 52V53H210ZM155 53V54H154ZM190 53V54H189ZM207 53H209L208 55H209V57H207V55H205V54H207ZM235 54V56H234V54ZM241 53H243V55L241 54ZM249 53H251V54H253L252 56H250L249 55ZM260 53V54H259ZM160 54H161V56H160ZM200 54V55H199ZM244 54H245V56H244ZM262 54V55H261ZM155 55H158L157 57H155ZM191 57H189V56ZM194 55V56H193ZM237 55V56H236ZM250 56V58H252V60H250V58H248L249 56ZM256 55V56H255ZM258 55V56H257ZM180 56V57H179ZM184 56V57H183ZM201 56V57H200ZM211 56V57H210ZM244 56V57H243ZM247 56V57H246ZM183 57V58H182ZM193 57V58H192ZM197 59H196V58ZM200 57V59H199V62H200V60L202 59V64H203V62H205L203 65H205V69L206 70H204V68H202V67H204V66H202L199 62V64L197 65V63H196V60L198 61V58ZM230 57H231V59H232V62L234 63V62H236L237 60H238V63H239V65H240V63H241V65H240V67H238V63L236 62V63H234V65L235 66H233V64L231 63V59H230ZM234 57H235V59H234ZM241 58V60L240 59H238V58ZM244 59H243V58ZM139 58V59H140ZM185 58V59H184ZM204 58V59H203ZM215 59V60H213L212 61V59ZM229 58V59H228ZM73 59V60H72ZM164 59H166V60H164ZM172 59V61H170ZM192 59V60H191ZM237 59V60H236ZM243 59V60H242ZM247 59L250 61L249 62V64H247L248 63V61H247ZM78 60H79V62H78ZM134 60V61H133ZM157 60H158V63H160L159 65H158V63H157ZM203 60H205V61H203ZM216 62V63H218L219 64V68L217 67V65H215L214 66V63L212 64L211 62ZM222 60H223V62L224 61H227V60H229V61H227V63H221L222 62ZM234 60V61H233ZM247 62H246V61ZM256 60V61H255ZM5 61V62H4ZM160 61V62H159ZM167 62V64H166V62ZM170 61V62H169ZM195 61V62H194ZM252 61V62H251ZM254 61V62H253ZM69 63L70 64V66H69V64H67V63ZM211 64H210V63ZM243 62L244 63H246V64H243ZM2 63V64H1ZM65 63L68 65V67L69 68H67V66H65ZM156 63V64H155ZM168 63H169V67H168ZM215 63V64H216ZM4 64V65H3ZM5 64H7V65H5ZM51 64H52V66H54V67H52L51 66ZM61 64V65H62ZM82 64H84V65H82ZM138 65L139 64H141L140 62L139 63H137ZM162 64V65H161ZM163 64H164V66H163ZM165 64H166V66H165ZM207 64V65H206ZM224 64H226V65H224ZM20 65V66H19ZM36 65V66H35ZM79 65H82L81 67H80V70H79ZM137 65V66H138ZM195 65V66H194ZM211 65H213V66H211ZM224 65V66H223ZM237 65V66H236ZM247 67H246V66ZM7 66V67H6ZM8 66H10V67H8ZM13 66V67H12ZM18 66H19V68H18ZM33 66L34 67H37L38 66V68H37V70H36V68H34L33 69ZM42 66H43V68L44 69H46V70H44L43 68H42ZM49 66V67H48ZM65 66V67H64ZM158 66V67H157ZM162 67V69H161V67ZM196 66L198 67H200V66H202L200 69L202 70V71H200V69H199V67L198 68H196ZM233 66V67H232ZM241 66H242V69H241V71L240 70H238V69H240L241 68ZM244 66V67H243ZM254 67L255 68V70H254V68L252 69V68H249V67ZM256 66H257V68H256ZM24 67H27V69H33V70H30L29 69V72H30V74H28L29 72H28V70H26L27 72H25L24 70H22ZM59 69H58V68ZM73 67V68H72ZM207 67V68H206ZM213 67V68H212ZM10 68V69H9ZM14 68H16V69H18V70H21V71H18L17 70V72L18 73H16L15 71L13 72L12 71V69H14ZM22 68V69H21ZM42 68V69H41ZM49 68V69H48ZM58 70H57V69ZM66 68H67V70H69L70 71V74H68L69 72H67V70H66ZM74 68H75V70L76 71H74ZM78 68V69H77ZM228 68V69H227ZM235 68H236V70H238V71H240L239 73H238V75H239V79H240V77L242 76V78L237 82V79L236 78H238V76H235L234 75V73L235 74H237L236 73V71H235ZM248 68V70H247V72L245 71L246 69ZM8 69V70H7ZM60 69H62V70H64V72L62 71V70H60ZM84 69V71H85V74H84V71L83 72H81V70H83ZM175 71H174V70ZM182 69V70H181ZM224 69H226L227 70V75L224 73V71H226V70H224ZM243 69H245L244 71L246 72H244L243 71ZM252 69V71L254 72H252V73H249V70H251ZM256 69H257V71H256ZM5 70H7V71H5ZM48 70L50 71V72H48ZM172 70H173V72H172ZM33 71V72H32ZM35 71H37V72H35ZM41 71V72H40ZM58 71H60V72H58ZM78 71V72H77ZM178 71H179V74H178V76H177V73H178ZM204 71V72H203ZM229 71H231V72H229ZM242 71L244 72V73H242ZM35 72V73H34ZM44 72V73H43ZM46 72V73H45ZM53 72V73H52ZM62 72V73H61ZM66 72H67V75H66ZM186 72H188L189 73V75L187 76L186 74H188V73H186ZM12 73H15L14 75H15V77L17 76V75H20V74H22L21 75V79H23L22 81H24V83H25V85L23 84V82L22 83H20L19 84V79L18 78H20V76H17V78H14V75L12 74ZM27 73V75H29V76H25V75H23V74H26ZM31 73L33 74V75H31ZM50 73V74H49ZM52 73V74H51ZM61 73V74H60ZM73 73V74H72ZM79 73V74H78ZM224 73V74H223ZM7 74H9V76H7ZM36 76H38V77H36ZM45 74V75H44ZM60 74V76H61V78H64V79H59L60 78V76H59V78H58V75ZM63 74V75H62ZM72 74V75H71ZM81 74H82V76H81ZM84 74V75H83ZM155 73H152V74H150L151 76H153ZM187 76L186 78H184V76L185 75ZM207 74V75H206ZM245 75V77H244V75ZM246 74H250V75H248V77H250V78H248L247 76H246ZM43 77H42V76ZM48 75V76H47ZM49 75H55L54 77H52V76H50L51 78H48L49 77ZM65 75V76H64ZM69 75V76H68ZM79 77H78V76ZM150 75H148L147 77V79H148V81H153V79H154V77H156L155 75H154V77H151ZM184 75V76H183ZM199 76L200 75V80H198L197 78L198 77H196V76ZM33 77V78H31V77ZM44 76H47V78L48 79H50V80H48L46 77H44ZM56 76H57V78H56ZM75 78H74V77ZM150 76V77H149ZM220 76H222V77H220ZM13 77V78H12ZM28 77V78H27ZM76 77H78L77 79H78V82L79 83H77V82H75V81H77V79H76ZM82 77H84V78H82ZM86 77V78H85ZM233 78V79H230V78ZM3 78V79H2ZM26 80H25V79ZM37 78V79H36ZM43 78H44V80H43ZM52 78L54 79V81L52 80ZM67 78H69L68 80H67ZM173 78V79H172ZM177 78V79H176ZM196 78V79H195ZM6 79V80H5ZM12 79H14V80H12ZM20 79V80H21ZM30 79H31V82H30ZM35 79V80H34ZM73 79V80H72ZM185 79V80H184ZM226 80V81H228V85L230 84L231 85V83H233L231 86L229 85H226V83H224L225 81L224 80ZM229 79H230V82H229ZM247 79H250V80H247ZM254 80V82H253V80ZM5 80V81H4ZM27 80H28V82H27ZM40 80V81H39ZM52 80V81H51ZM63 80V82H61ZM70 80V81H69ZM187 80V82H185ZM222 80V81H221ZM234 82H233V81ZM51 81V82H50ZM74 81V82H73ZM183 81L186 83V85H188V86H186L185 84H183ZM200 81V82H199ZM245 81H246V84H245ZM251 81L254 83V84H252L251 83ZM39 84H37V83ZM198 82H199V85H198ZM203 82H204V84H203ZM238 84H237V83ZM45 83V84H44ZM67 83V82H66ZM200 83L202 84V85H200ZM218 83V84H217ZM223 83V84H222ZM41 84V85H40ZM44 84V85H43ZM250 84H252V85H250ZM9 85V86H8ZM17 85H18V87H17ZM29 85V86H28ZM34 85V86H33ZM43 85V86H42ZM49 84H47V86L45 87V88H48L49 87V89H50V86H48ZM179 87H178V86ZM181 85V86H180ZM234 85L236 86V85H239V87L237 86V88L235 89V87H234ZM241 85V86H240ZM15 87L16 89H14V88H12V87ZM20 86H22V87H20ZM32 86H33V88H32ZM38 86V87H37ZM39 86H42V88L41 87H39ZM198 86V87H197ZM221 88H220V87ZM223 86V87H222ZM226 86V87H225ZM228 86V87H227ZM234 87L233 89H232V92H238L239 94H240V96H239V99H237L238 98V93H233L232 94V96L235 94H237L236 96H233V98H228L229 96H231V93L232 92H229V87L231 88V87ZM3 87H4V89H3ZM6 87V88H5ZM10 87H11V89H13V90H10ZM27 87V88H26ZM28 87H30V88H28ZM179 89H178V88ZM205 87V88H204ZM252 87V88H251ZM21 88V89H20ZM24 88H26L25 90H23V92H21L22 91V89H24ZM34 88H36L35 90H34ZM38 88V89H37ZM42 90H41V89ZM209 88V90H206V89H208ZM227 88V89H226ZM241 88V89H240ZM7 89V90H6ZM30 89H31V92H30ZM79 89V90H78ZM225 91H224V90ZM237 89H239V91L237 90ZM15 90V91H14ZM18 90V91H17ZM20 90V91H19ZM231 90V89H230ZM251 90V91H250ZM13 91V92H12ZM16 91H17V94L19 95H17L16 94ZM27 91V92H26ZM37 91V92H36ZM41 91V92H40ZM151 91H154V89H152ZM208 91V92H207ZM211 91L213 92L214 91V93H211ZM223 91L226 93V94H224L223 93ZM250 91V92H249ZM36 92V93H35ZM41 93V95L39 94V93ZM78 92H81V95H80V93L78 94ZM199 92H200V96L198 95L199 94ZM242 92V93H241ZM1 93H2V96H1ZM27 93L28 94H30L31 93V95H27ZM38 93V94H37ZM47 95H46V94ZM51 93V92H50ZM198 93V94H197ZM254 93H256V94H258L257 95V97H256V94H254ZM230 94V95H229ZM15 95V96H14ZM37 97H36V96ZM45 95H46V97H45ZM77 95L78 96H80L79 98L77 97ZM210 95L213 97H211V98H209V100H207L208 99V97H210ZM223 95H225V96H223ZM227 95V96H226ZM8 96V97H7ZM24 96V97H23ZM48 96H49V98H48ZM77 98H76V97ZM81 96H83L82 98H81ZM185 97V96H187V98H185V99H187L186 101H185V99L183 98V97ZM199 96V97H198ZM204 96H207V98H204ZM231 96V97H232ZM250 96H252L251 98H249ZM255 96V97H254ZM29 97H32V98H28ZM34 97H36V99H33ZM198 97V98H197ZM204 98V99H202V98ZM220 97H224L223 99L222 98H220ZM45 98H47V99H45ZM181 98H183V99H181ZM201 98V99H200ZM216 98V100H211V99H215ZM256 98H258V100H256ZM27 99V100H26ZM38 99H40V101H38ZM51 99V100H50ZM82 99L84 100L82 103H81V101H82ZM173 99V98H172ZM176 99H178V98H175L174 100H176ZM234 101H233V100ZM251 99V100H250ZM253 99H255V100H253ZM32 100V101H31ZM37 100V101H36ZM45 100V101H44ZM49 100V101H48ZM79 100V101H78ZM194 100V101H193ZM218 100V101H217ZM237 100V101H236ZM252 100L254 101V102H256L257 101V103L255 104V103H253L252 102ZM41 101L42 102H45V105L43 104V103H41ZM77 101V102H76ZM199 101V102H198ZM211 101H214V103H212V106L213 105H217L216 107L217 108H212L211 107V104L209 103V102H211ZM16 104H14V103ZM40 104V105H38V103ZM49 102V103H48ZM52 102V103H51ZM78 102H80V103H78ZM205 103V102H208V103H205L204 105H206L207 104V106H208V108H207V106H206V108H205V106L204 105H201L202 103ZM22 103V104H21ZM84 103V104H83ZM192 103H189L191 106H192ZM200 105H199V104ZM32 104H33V106L34 107H31L32 106ZM35 104V105H34ZM89 104V105H88ZM249 104V105H248ZM259 104V105H258ZM25 105H26V107H25ZM27 105L28 106H30V107H27ZM38 105V106H37ZM41 105H44V106H42V108H41ZM51 107H50V106ZM210 105V106H209ZM261 105V106H260ZM35 106H36V108H35ZM40 106V107H39ZM75 106V107H74ZM89 106V107H88ZM214 106V107H215ZM257 106L259 107V109L258 110H256V108H257ZM14 107V108H13ZM16 107V108H15ZM21 107H23V109L22 110H24V111H26L30 116L32 115L31 113H33V115H34V118H33V115L31 116L32 118L31 119H33V120H31V119H29V115L27 114L26 115V113L24 112V111H22L21 110ZM48 107H50L48 110H44V109H47ZM97 107V108H96ZM210 107H211V109L212 110H209L210 109ZM220 107V110L218 109ZM20 108V109H19ZM24 108H27V109H24ZM30 108V110H28ZM33 108H35L34 110H33ZM41 108V109H40ZM55 108H57V107H55ZM70 108V109H69ZM76 108H79V111H81V112H79ZM85 108V109H84ZM86 108H87V110H86ZM92 108V109H91ZM201 108V109H200ZM238 108V109H237ZM243 108V109H242ZM14 109V110H13ZM19 109V110H18ZM43 109V110H42ZM51 109V110H50ZM55 111V112H58V111H60V112H58V113H56V114H59V119L58 120H60V121H58V123L56 122L57 121V118H58V115H57V117H54L55 116V112L53 111V110ZM60 109V110H59ZM64 109V110H63ZM95 109V110H94ZM98 109V110H97ZM214 109V110H213ZM9 110H11V111H9ZM40 110V111H39ZM68 112H66V111ZM83 110H85V112H82ZM219 110V111H218ZM13 111V112H12ZM21 111L22 112H24L23 114L21 113ZM41 111H43V113H41ZM49 113H48V112ZM51 111H53L54 113L52 114V112ZM62 111V112H61ZM76 111H78V112H76ZM87 111V112H86ZM101 111V112H100ZM200 111V112H199ZM213 111H215V112H213ZM217 111V112H216ZM259 111V112H258ZM3 114H2V113ZM13 113V114H8V113ZM14 112H18V114H21V115H25V116H23L24 117V119L22 118V116H20V115H18V116H20V119H18L19 117H17V116H15V114L16 113H14ZM66 112L67 114H69V116L65 113V115H64V113ZM70 112H74V113H70ZM231 112H233L234 113V116L235 115H237V116H235V118H232V115H233V113L231 114ZM61 113L63 114V116L61 115ZM83 113V114H82ZM105 115H104V114ZM214 113H216L217 115H215ZM257 113H260V115L259 114H257ZM36 114L39 116V117H37L36 116ZM49 114H51V116H48ZM71 114V115H70ZM72 114H74V115H72ZM76 114H79V115H76ZM82 116H81V115ZM96 114V115H97ZM245 114V116H243ZM257 114V115H256ZM261 114L263 115V117L261 116ZM10 115V116H9ZM42 115V116H41ZM44 115V116H43ZM46 115V116H45ZM66 115H67V117L71 120H69L68 118H66ZM210 115V116H209ZM229 115H231V116H229ZM8 116H9V118H8ZM13 116H14V118L16 119H13ZM48 116V117H47ZM60 116H61V119H60ZM77 116H78V118H77ZM82 117V119H80L81 117ZM194 116V117H193ZM218 116H223L221 119H220V117H218ZM224 116L225 117H231L232 119L230 120V121H233L234 122V124H233V122H232V128H231V124H229V119L230 118H224ZM241 116H243L244 117V119L243 118H241ZM17 117V118H16ZM48 118V121H47V118ZM52 119H50V118ZM53 117V118H52ZM62 117H65V118H62ZM73 117V118H72ZM80 117V118H79ZM106 119H105V118ZM12 118V119H11ZM27 118H28V120H27ZM56 120H55V119ZM76 118V119H75ZM224 118V122L226 121V123H227V126L226 125H223V124H225V123H223V122H221L222 121V119ZM243 119V120H241V119ZM249 118V119H248ZM260 118H262V119H260ZM3 119H6V121L5 120H3ZM10 119V120H9ZM38 119V120H37ZM42 119H43V121H42ZM46 119V120H45ZM65 119H68V120H65ZM73 119V120H72ZM77 119H78V121H81V123L80 122H78L77 121ZM195 119H194V121H195ZM205 119V118H204ZM213 119V118H212ZM236 119V120H235ZM10 122H9V121ZM15 121V123H14V121ZM17 120H20L19 122L17 121ZM22 120V121H21ZM24 120H25V122H24ZM30 120V121H29ZM40 120V121H39ZM50 120V121H49ZM61 120H64L63 122H61ZM84 120V121H83ZM238 120V121H237ZM250 120L251 121H253V122H255L254 124H256V125H254V126H251V127H249L247 130L248 131H250V130H255L256 128L255 127H257V122L259 121V120H261V121H263V122H261V124H262V126H263V129H262V126H261V124H260V122H259V125H260V128H261V130H260V128L259 127H257V131L258 132H256V130L253 132V133H257L258 135H255V136H253L254 138H253V140H254V142H251V140H252V138H250V134H248V131L245 129V127H247V126H241L240 125V123H241V121H244V123H243V125H245L246 123H245V121L249 124V122H250ZM14 123V126H13V129H10V131H9V126L10 125H13L12 124V122ZM17 121V122H16ZM27 121V122H26ZM29 121V122H28ZM38 121L39 122H41V123H38ZM68 122V123H65V122ZM74 121V122H73ZM75 121H76V123H75ZM195 121V122H196ZM204 121V120H203ZM235 121H237V123L235 122ZM249 121V122H248ZM4 122H8L7 123V125L4 123ZM22 123V124H24V126H22V124L20 125V127H19V124L18 123ZM35 122H37V123H35ZM43 122V123H42ZM48 123V125L46 124V123ZM55 122V123H54ZM61 122V123H60ZM2 123V124H1ZM29 124V127H30V125H31V127L29 128V127H27V125L26 124ZM50 123V124H49ZM57 123V124H56ZM59 123H60V125H59ZM72 123H74V124H72ZM79 123V125H77ZM82 123H84V125L82 124ZM106 123V124H107ZM207 125H206V124ZM241 123V124H242ZM18 124V125H17ZM40 125V126H38V125ZM63 124H64V126H63ZM80 124H82L81 125V127L82 128H80ZM117 124V125H116ZM163 124H165V125H163ZM216 124H222V126L219 128L218 126H220V125H216ZM228 124L230 125L229 127L231 128H229L228 127ZM252 123L250 122V124L248 125V126H250ZM17 125V126H16ZM35 125L36 126H38L39 127V129H41L40 127H42V131H39V129L38 128H35ZM43 125H46L45 127L46 128H44L43 127ZM58 125L59 127H60V129L58 128V126L56 127V126ZM67 125H69L68 127H66L65 128V126H67ZM112 125H114V126H112ZM247 125V124H246ZM258 125V126H259ZM48 126V127H47ZM75 126H76V128H75ZM83 126H85V127H83ZM163 128H162V127ZM216 126V127H215ZM224 126V128H222ZM226 126V127H225ZM236 126V127H235ZM6 127V128H5ZM15 127V128H14ZM62 127V128H61ZM74 129H73V128ZM77 127H79V128H77ZM121 127V128H120ZM152 127V128H153ZM213 127H215L214 129H212ZM219 129H218V128ZM254 129H253V128ZM8 128V129H7ZM10 128H12V126L10 127ZM23 128H25V130L23 129ZM30 129V130H28V129ZM47 128H49V129H51V130H49L48 129V131H47ZM55 128H58L59 130H57V129H55ZM64 128V129H63ZM124 128V129H123ZM229 128V129H228ZM241 128H243V129H240ZM252 128V129H251ZM20 130V132L18 131V130ZM33 129H35V132L37 133L36 134V136H34V135H32L33 133L32 132H34V130ZM36 129H38L37 131H36ZM54 129L56 130V132H58V133H60V135L58 136L57 135V140H56V138L54 139V137H56L55 136V134H58V133H56V132H54ZM70 129V130H69ZM119 129V130H118ZM164 129H166V130H164ZM223 129V130H222ZM24 130V131H23ZM32 130V132H30ZM62 130V131H61ZM66 130L69 132H66ZM202 130V131H201ZM224 130L227 132V133H225L224 132ZM230 130V131H229ZM246 130V131H245ZM14 131H16L17 132V134L14 132ZM30 133H29V132ZM53 131V132H52ZM151 131H149V132H151ZM215 133H213V132ZM220 131V132H219ZM239 131H241V132H239ZM9 132H12V133H9ZM20 134H22L21 136H23V138H24V136H25V134L26 135H29V134H31L33 137H32V141H33V138H35V140L32 142L31 141V143L30 144H32V145H29V142H30V139H31V135L30 136H26V138L27 137H29V138H27L28 140H29V142H28V144H27V139L26 138H24V139H22V137L20 136V138H18V136L20 135ZM22 132H24L25 134L23 135V133ZM39 132L40 133H42V135L45 137V138H48V140H46V142H43V141H45V139L43 138V141H41L40 139H42V137H38L39 138V142L36 140V137H37V135L39 136ZM46 132H51V133H49L50 134V136H49V134L47 133V134H44V133H46ZM62 132H63V134H62ZM73 133V136H71V134ZM84 132V133H83ZM139 134H141V135H139ZM167 132H169L168 134H167ZM202 132V133H201ZM219 132V133H218ZM221 132H222V134L223 133H225V134H223L224 136H226V137H224V136H220L221 135ZM245 132H247V134L249 135H247L249 138L248 139H246L247 137H246V135H244V134H246ZM252 131H250L249 133H251ZM261 132V133H260ZM262 132H263V135H262ZM13 133H15V134H13ZM29 133V134H28ZM54 135H53V134ZM65 133H67V134H65ZM136 133V134H135ZM198 133V134H197ZM253 133H251V134H253ZM255 133V134H256ZM11 134V135H10ZM19 134V135H18ZM65 134V135H64ZM145 134H146V136H145ZM157 134V135H156ZM160 134V135H159ZM193 134V135H192ZM227 134V135H226ZM246 137H243V135ZM259 134H260V137H263V139H262V141H263V143H262V141H261V138L259 137ZM14 135V136H13ZM41 135V136H42ZM47 135H48V137H47ZM80 135H77V137L79 138V136ZM148 135V136H147ZM159 135V136H158ZM221 137V139L222 138H227V137H229V138H227L226 140H228V139H230L232 142L234 141V140H232L233 138H235V140H236V142L234 143V144H236V145H238V146H241V145H243L244 143H248V145L247 146H249V147H243L242 146V148H240V147H238V146H234V144H230V143H228V141H224L223 139L222 140H220V137ZM17 136V137H16ZM52 136H53V138H52ZM62 136V140H66V138H67V140H69L70 142H72V144L70 143V142H64V141H62V140H58V139H60V137ZM65 136H67V137H65ZM132 136V137H131ZM134 136H136V137H134ZM139 136H141V137H139ZM145 136V137H144ZM198 136V137H197ZM257 136V137H256ZM7 137V138H6ZM59 137V138H58ZM131 137V138H130ZM134 137V138H133ZM148 137V138H147ZM149 137H150V139H149ZM154 137V138H153ZM240 137H242V139L241 140H238V142H237V139L238 138H240ZM260 139H259V138ZM17 138V139H16ZM142 138H144V140L142 139V141H143V143L141 142V139ZM147 138V139H146ZM153 138V139H152ZM175 140H174V139ZM237 138V139H236ZM16 139V141H19V139H22V140H20L19 141V143L17 142L16 143V141H14ZM50 139V140H49ZM71 139H72V141H71ZM134 139H136V141H134ZM139 139V140H138ZM151 139L153 140V142L151 141ZM157 139V140H156ZM244 139V140H243ZM251 139V140H250ZM256 139H257V142L258 141H261V142H259L258 144L256 143ZM23 140H26V141H23ZM149 140V141H148ZM159 140V141H158ZM176 140H178V142L176 141ZM229 140V141H230ZM243 140V141H242ZM252 140V141H253ZM23 142V143H21V148H22V151H23V147H25L26 148V146H27V149H24V151L22 152L21 150H19V149H21L19 146H20V142ZM35 141H37V144H36V142ZM48 141H49V144H48ZM52 141H54V142H58L59 143V141H61L62 143H61V145H60V143L59 144H56V143H51ZM146 141H148V143L146 142ZM151 141V142H150ZM161 141V142H160ZM162 141H164V143L162 142ZM220 141V142H219ZM225 142L227 145L228 144H230V146L231 147H229V145L228 146H226V145H224V146H226V147H223V149H222V142ZM239 141H241L242 142V144H240L241 142H239ZM247 141V142H246ZM40 142H41V145H40ZM63 142H64V144H63ZM136 142V144L138 145V143ZM150 142V143H149ZM155 142V143H154ZM158 144H157V143ZM43 143V144H42ZM48 144V146L50 147V148H48V146L46 147V145L45 144ZM66 143V144H65ZM68 143H70V147H73L74 149H75V153H74V150H72L73 148H71V150H70V148H67V151L72 155L71 157H73V161H72V159L70 160V158H67V156H65V155H68V154H65V152H66V149L65 148H63V147H66V146H68L69 147V144ZM144 143H147V145H146V147L147 148H151V149H148L149 151L150 150H152V147H153V150H152V152H151V154L152 153H154V151H155V149H156V152L152 155V157L150 158V162H149V160H147L146 158H148V157H143L142 156V154L144 155L145 153H148V155L150 154V152H147L148 150H147V148H145L144 147V145H142V144H144ZM153 145H152V144ZM163 143V144H162ZM165 143H166V145H168V146H164V147H166V148H164L163 147V145H165ZM238 143V144H237ZM254 143H256V144H254ZM261 143V144H260ZM18 146H17V145ZM34 144H35V146H37V147H35L34 146ZM51 144V145H50ZM74 144V145H73ZM149 144V145H148ZM152 146H151V145ZM161 144V145H160ZM197 144H199V145H197ZM240 144V145H239ZM252 144L253 145H256V146H252ZM23 145V146H22ZM38 145H39V147H38ZM43 145H45V147L43 146ZM66 145V146H65ZM72 145V146H71ZM159 146L158 147V150H157V146ZM213 145H215V146H213ZM219 145H220V147H219ZM246 145V144H245ZM258 145V146H257ZM32 146H33V149H32ZM43 146V147H42ZM56 146H59V148L58 147H56ZM143 146V147H142ZM185 146V147H184ZM11 147V149H9ZM19 147V148H18ZM31 147V148H30ZM85 147H86V144H85ZM156 147V148H155ZM163 147V148H162ZM168 147V148H167ZM172 147H174V148H172ZM230 149H229V148ZM233 147V148H232ZM253 147H254V149H253ZM258 147L260 148V150L262 151H260L259 149H258ZM35 148H37L39 151L38 152H34V151H36V149ZM44 150H43V149ZM52 148H54L55 149V151H54V149H53V151H50V150H52ZM60 149V150H58V149ZM142 148H143V150H144V148H145V151H143L142 152ZM172 150H171V149ZM209 148H210V150H209ZM217 148H219V149H217ZM225 148V149H224ZM251 148V149H250ZM256 148V149H255ZM35 149V150H34ZM42 149V150H41ZM47 149H48V151L49 152H47ZM56 149L58 150V151H61L60 153L58 152V151H56ZM141 149V150H140ZM175 151H174V150ZM176 149H178V150H176ZM184 149V150H183ZM238 149V151H240V150H243V152L241 153V152H237V151H233V150H237ZM252 150V151H249V152H246V154H245V151L247 150ZM258 149V150H257ZM11 150V151H10ZM21 151V153L19 152V151ZM29 151L30 150V152L31 151H33L32 153H30V152H28L29 154L28 155H30L29 157L27 156V151ZM165 150V151H164ZM180 150H183L185 153H188V154H183L184 152H182V151H180ZM41 151H43V153H44V159H42L43 160V162H41L42 160H39V158L41 157V156H43V154H39V153H42ZM63 151V152H62ZM158 151H159V153H158ZM176 151H178V152H181L180 154L179 153H177ZM202 151V152H201ZM206 151V152H205ZM210 151H212V152H210ZM12 152H14V153H12ZM17 152H19L22 156H20V154L19 153H17ZM57 152V153H56ZM171 152L174 154V156H175V159L174 158H172L173 156V154H171ZM196 152V153H195ZM217 152H219V153H217ZM220 152H221V154H220ZM226 152H228L227 154H226ZM230 152V153H229ZM231 152H233V153H231ZM235 152V153H234ZM250 152H252L253 154H256V155H253V154H251ZM260 152V153H259ZM8 153H10V154H8ZM12 153V154H11ZM23 153V154H22ZM37 153V154H36ZM51 155V153H55L54 155H55V157L57 156V154H58V156L56 157L57 159H60V160H64L63 162H69L70 164H75L74 165V167H76V168H74V170L72 169V168H70V167H67V166H65L64 164H62V163H60V164H56V163H53V160H56V158L54 157V155H53V157L52 156H50L49 154ZM67 153V152H66ZM81 153V154H80ZM135 153V154H134ZM142 153V154H141ZM224 153V154H223ZM237 153V154H236ZM14 154H16V155H18V156H16V155H14ZM24 154H26V155H24ZM36 154V156H34V155ZM45 154H47L48 155V157H47V155H45ZM60 154H61V156L62 155H64L63 156V158L60 156ZM77 154H80V155H77ZM141 154V160H139L140 159V157H139V155ZM150 154V155H151ZM230 154V155H229ZM14 155V156H13ZM24 155V156H23ZM32 155L35 157V159L37 160L38 159V162H36L35 163V159L32 157ZM37 155H39L38 157H37ZM75 155V156H74ZM77 155V156H76ZM217 155V156H216ZM237 155V156H236ZM238 155H240V156H238ZM249 155V156H248ZM9 156L11 157V158H9ZM60 156V157H59ZM79 156V157H78ZM145 156H146V154H145ZM157 156V157H156ZM187 158H185V157ZM207 156V157H206ZM234 156V158H232V159H234V160H232L231 159V157H233ZM243 156H245V157H247V158H245V157H243ZM256 156H257V159H256ZM14 157V164L12 163H10V162H13V158ZM20 157H23V159L21 158V161H23L22 163L20 162ZM47 157V158H46ZM68 157H70L69 155H68ZM78 157V159H75V158H77ZM133 157V158H132ZM145 158V159H143V158ZM160 157V158H159ZM170 157V158H169ZM194 157H195V159H194ZM198 157L200 158V157H202V158H204V159H198ZM215 157V158H214ZM217 157V158H216ZM235 157H236V159L237 158H244V159H242V160H240V159H238L236 162H238V163H236V164H238V165H236V164H234V162H232V161H235L236 159H235ZM29 158H30V161L31 162H29ZM34 159V160H32V159ZM135 158H138V159H135ZM159 158V159H158ZM181 158V159H180ZM255 159V160H257L258 162H256V161H253V160H250V162H252V164L254 163V165H252L253 167L255 166V167H258V168H255V170L257 171V172H255L254 170H252V166L250 165V167L248 168V170H246L247 168H246V166H249L246 162H248L249 163V159ZM8 159H11L12 161H8ZM28 159V160H27ZM50 160L49 162L47 161V163H45V161L46 160ZM129 159V160H128ZM130 159L132 160V163L130 162ZM144 161H143V160ZM157 159V160H156ZM180 159V160H179ZM207 161H206V160ZM215 159V160H214ZM229 159H231L230 161L232 162H227V161H229ZM17 160H19V161H17ZM25 160V161H24ZM45 160V161H44ZM134 160V161H133ZM179 162H178V161ZM186 160V161H185ZM192 160H196L195 161V163H193L194 161H192ZM201 161V163H200V161ZM202 160H204V164H203V161ZM225 160H226V162L231 166V167H233V168H235V165H236V168H235V171H233L232 169H231V172L233 171V173H230L229 172V174L230 175H226V174H228V169H227V171H226V169L224 168V166H222L224 169L223 170H225L226 172H224L223 171V174H222V170H221V168H220V166H219V164H221V163H223V162H225ZM244 160V161H243ZM246 160V161H245ZM4 161H1V159H0V163L1 162H4ZM27 161V162H26ZM77 161V162H76ZM126 161H128V163L126 162ZM157 161V162H156ZM160 161V162H159ZM199 161V162H198ZM219 161V164L217 163ZM242 161V162H241ZM33 162V163H32ZM126 162V163H125ZM136 162V163H135ZM138 162V163H137ZM159 162V163H158ZM186 162V163H185ZM205 162H206V164H205ZM30 163V164H29ZM31 163H32V165H31ZM44 163L45 164H47V166L46 165H44ZM50 163H53V164H50ZM130 163L132 164V168H133V170H131V166H130V170L131 171H133V173H131V171L127 168V167H129L128 165H130ZM153 163V164H152ZM179 163L180 164H182L183 165V167H185V168H183L182 169V167H181V170H180V166H182V165H179ZM214 163V164H213ZM259 163V164H258ZM36 165L38 168H41L42 169V166L41 165H43V168H45L46 169V171H45V169L43 170L44 172H41L40 171V169H38V168H36V166H34V165ZM40 164V165H39ZM84 164V165H83ZM134 164L135 165H137V168L135 169L134 168ZM195 164V166H196V168H195V166H193ZM199 164V165H198ZM231 164H234V166H232ZM246 164V165H245ZM255 164H257V166L255 165ZM1 165H2V163H1ZM0 165V166H1ZM39 165V166H38ZM52 166V167H56V168H52V167H49V166ZM61 165V166H60ZM63 165H64V167H63ZM138 165H141V167L139 168V166ZM215 166V167H213L212 168V166ZM240 165V166H239ZM244 166V168H243V166ZM3 166V165H2ZM4 166H6V164L4 163ZM34 168H33V167ZM41 166V167H40ZM60 166V167H59ZM85 166V167H84ZM104 166V167H103ZM155 166H157L156 168H155ZM159 166H162L163 167V169H159ZM204 168H202V167ZM208 166V167H207ZM217 166H219V167H217ZM229 166V167H230ZM30 167H32V168H30ZM50 168V171H49V168ZM83 167V168H82ZM136 167V166H135ZM198 167V168H197ZM211 167V168H210ZM228 167V168H229ZM230 167V168H231ZM239 167V168H238ZM243 168V169H245V172H244V174L245 173H248V175H246V176H248V177H246L244 174H243V172H242V174L241 175H243V176H241L240 175V173H241V170H239L240 168ZM1 168V167H0ZM3 169H4V172H7V173H9V170L6 168V167H2ZM1 168V169H2ZM11 168H10V170H11ZM48 168V169H47ZM60 168H62V169H60ZM68 170H67V169ZM82 168V169H81ZM87 168V169H86ZM105 168V170H103ZM147 168V169H146ZM217 168V169H216ZM227 168V167H226ZM229 168V169H230ZM241 168V169H242ZM23 169H24V171H23ZM53 169V170H52ZM56 169V170H55ZM64 169H65V171H64ZM72 169V172H74V173H71V170ZM89 169V170H88ZM121 169V170H122ZM185 169V170H184ZM207 169L209 170L208 172L210 173V174H208L206 171H207ZM215 169V170H214ZM239 171H238V170ZM249 169H251V170H249ZM13 170V169H12ZM20 170H22V171H20ZM25 170H26V173H25ZM51 170H52V172H51ZM63 170V171H62ZM92 170V171H91ZM177 170V171H176ZM184 172H183V171ZM214 170V171H213ZM37 172V174L35 175V173ZM39 171V172H38ZM90 171V172H89ZM125 172H127L126 170H124ZM124 171H122V172H124ZM180 171H182V174L181 175H183V176H181L180 175ZM216 171V172H215ZM238 171V172H237ZM250 171V172H249ZM11 172V171H10ZM13 172H14V170H13ZM31 172H32V174H31ZM45 172H47V176H46V173ZM54 172H55V174H57V175H53L54 174ZM66 172V173H65ZM86 172L88 173V174H86ZM121 172V171H120ZM119 172V173H120ZM138 172H136L137 174H138ZM145 172V173H146ZM202 172V173H201ZM219 172V173H218ZM234 172H236L237 174H239V176H237V174L236 173H234ZM255 172V173H254ZM20 173V174H19ZM39 173H42L41 175H42V177L44 176V174H45V176L42 178L43 180H44V178H45V182H46V184L45 183H43V180H41V179H37L38 180V182L36 181V178H39V177H41L40 176V174ZM53 173V174H52ZM79 173V174H78ZM90 173H92V174H90ZM118 173V175H120L121 176V173L119 174ZM135 173V174H136ZM142 173H144V172H142ZM207 173V174H206ZM262 173V174H261ZM22 174V176H20V178L18 177L19 175H21ZM124 174V173H123ZM134 174V175H135ZM139 174L140 175H142L141 174V172H139ZM216 176H215V175ZM232 174H235V175H232ZM5 175V174H4ZM30 177H29V176ZM51 177V175H53L52 176V178L53 179H55V181H56V183H54L55 181L52 179V181H53V183H54V185L55 186H53L52 184H51V182L52 181H50L49 179H47V178H49V176ZM60 175H61V177H60ZM127 175H128V172H127ZM205 175V176H204ZM207 175H213V177H211L210 178V176L208 177ZM222 175H225V177H226V179H229V180H226L225 182H224V180H225V177H222ZM88 176H89V178H88ZM128 176H130V175H128ZM130 176V177H131ZM172 176V175H171ZM214 176H215V178H214ZM220 177V178H218V177ZM234 176V177H233ZM257 176V177H256ZM25 177L27 178V179H25ZM63 177V178H62ZM87 177V179H86V181H88V179H89V181L88 182H83V181H85V178ZM125 177H127L126 176V174H125ZM124 177V178H125ZM173 177V176H172ZM206 178V182H205V178ZM236 177V178H235ZM238 177V178H237ZM32 178V179H31ZM67 178H70V179H67ZM128 178V177H127ZM204 178V179H203ZM218 178V179H217ZM222 178V179H221ZM231 178H234L233 180L231 179ZM241 178V179H240ZM244 178V179H243ZM23 179H25L24 180V182L26 183V184H24V185H21L22 183H23ZM58 179H59V181L60 180H62V183H59V181H58ZM71 179H73V180H71ZM74 179H79L78 181L77 180H75L74 181ZM126 179V178H125ZM129 179V178H128ZM200 179H203V182L200 180ZM210 181H209V180ZM224 179V180H223ZM236 179V180H235ZM15 180H16V182H15ZM33 180V181H32ZM65 180V181H64ZM68 180V182H70V183H68L67 182V184L66 183H63V182H66ZM82 180V181H81ZM154 180H155V182H154ZM180 180H177L178 182H180ZM197 180V182L196 183H192L193 181H196ZM223 180V181H222ZM232 180V181H231ZM235 180V182L238 180V182L240 181V183L242 182H245V183H243V184H248V185H244V187L242 186V184H241V187L242 188H244V190H245V188H246V190L245 191H242V189H240L241 187H239V185H237V182L236 183H234L233 181ZM247 180V181H246ZM258 180H260L261 182H258ZM31 181V182H30ZM40 181H41V183H40ZM47 181H50V182H47ZM199 181V182H198ZM219 181V182H218ZM220 181H222V182H220ZM250 183H249V182ZM253 183H252V182ZM20 182H21V184H20ZM61 182V181H60ZM205 182V183H204ZM234 183V184H236V186L235 185H233V184H231V183ZM247 182V183H246ZM15 183V184H14ZM42 183H43V185H42ZM59 183V184H58ZM73 183H75V184H73ZM78 183H80L78 186H75V185H77ZM192 183V184H191ZM202 185L203 184V186H201L200 184ZM218 183H220V184H218ZM239 183V184H240ZM261 183V185H260V187H261V189L259 188V184ZM16 184H17V186H16ZM20 184V185H19ZM42 186H41V185ZM50 184V185H49ZM83 186H82V185ZM149 184V185H150ZM154 184V185H153ZM155 184H157V185H155ZM196 184V185H195ZM197 184H199V185H197ZM230 186H229V185ZM250 184V185H249ZM253 184H255V186L253 185ZM257 184V185H256ZM31 185V186H30ZM37 185V186H36ZM67 185V186H66ZM90 187H89V186ZM148 185V188H153L152 186H149ZM193 185V186H192ZM227 185H228V188H225V187H227ZM234 187H236V189H238V191H236V189H234V188H232L233 186ZM5 186V187H4ZM20 186V187H19ZM24 186L26 187V188H24ZM39 186H41V188H39ZM43 186H45V187H43ZM46 186H47V188H48V186L50 187V188H48V190L49 189H51V187H52V189L49 191L50 193H48V191H47V189H46ZM59 186H60V188H59ZM74 186L75 187H77V191L75 190L76 188H74ZM87 186V187H86ZM225 186V187H224ZM232 186V187H231ZM239 188H238V187ZM247 186V187H246ZM249 186V187H248ZM254 187V189L253 188H251V187ZM258 186V187H257ZM8 187V190L6 189ZM10 187V188H9ZM29 187V189H27ZM42 187H43V189L44 190H42ZM82 187V188H81ZM85 187H86V189H85ZM255 187H257V188H255ZM22 188H24V192H25V194H24V192L21 190ZM34 188H36V189H34ZM54 188H59V189H61V190H59V189H54ZM70 190V191H67L68 189ZM249 189V191L250 192H252L251 194H249L250 192L248 191L247 192V190ZM251 188V189H250ZM4 189V190H3ZM13 189V190H12ZM20 189V190H19ZM38 189H40L41 190V192L38 190ZM79 189V190H78ZM228 189H229V191L232 189H234L233 190V192H227L228 191ZM253 189V190H252ZM257 189V190H256ZM46 190V192H47V195H46V193L45 192H43V191H45ZM52 190H54L55 191V194H54V191H52ZM64 190H65V195H62L61 194V192H64ZM186 190V191H185ZM261 191V192H259V191ZM5 191V192H4ZM8 191H9V193H10V195H9V193H8ZM11 191V192H10ZM26 191H30L29 192V194L30 195H28V194H26V193H28V192H26ZM38 191V192H37ZM52 191V192H51ZM57 191L58 192H60V194H61V199L60 200H62V207L64 208L65 207V209H66V212H67V210H68V212H70L69 214H67L66 212H64L65 211V209L63 210V209H61L62 211H60V209H58V213H57V211H56V208L55 207H57L56 205H54L55 203L53 202V205L55 206H53V207H51V204H52V202H51V204H50V202H47V201H49L48 199H46L45 201H44V198H47L46 196H48V194H51V193H53V197H54V195H55V198H57V196H58V198H60L59 196H60V194L59 193H57ZM164 191V192H163ZM254 191H255V196H254ZM69 192V193H68ZM88 192V193H87ZM176 192V193H175ZM182 192V193H181ZM238 193L239 194V196L238 195H235V193ZM248 194H247V193ZM8 193V194H7ZM11 193H14V194H12L11 195ZM16 193V194H15ZM20 193V194H19ZM22 193H23V195H22ZM45 193V194H44ZM57 193V194H56ZM180 193L182 194V196H184L183 198L181 197V195H180ZM183 193H184V195H183ZM236 193V194H237ZM260 193H263V195H261V197L262 198H259L260 197ZM41 194H43V195H45L44 196V198H43V195L41 196ZM59 194V195H58ZM171 194H172V196H171ZM178 194V195H177ZM8 195V196H7ZM16 195V196H15ZM26 195V196H25ZM146 195H147V193H146ZM145 195V196H146ZM177 195V196H176ZM180 195V196H179ZM12 196V197H11ZM21 196V197H20ZM36 196V197H35ZM52 196V195H51ZM67 196V199L65 198ZM82 196V197H81ZM136 197H137V194L135 195ZM134 196V197H135ZM144 196V197H145ZM176 198H175V197ZM242 196V197H241ZM259 196V197H258ZM3 197V198H2ZM20 197V198H19ZM22 197H23V199H22ZM33 197V198H32ZM40 197H42V199L43 200H40V203L41 204H43L44 202H46V203H44V205H41V204H39L40 205V207H42V211L40 210V207H39V205L36 207L38 210L35 212V206L37 205V203L39 202L38 201V199H41ZM88 197V198H87ZM93 197V198H92ZM148 197V196H147ZM166 197V198H165ZM235 199V197H237L236 199L237 200H235V201H233L232 199L233 198ZM239 197L241 198V199H239ZM243 197H245V198H243ZM17 198V199H16ZM28 199V200H30V201H28V200H26V199ZM32 198V199H31ZM35 198V199H34ZM36 198H38V199H36ZM72 198V199H71ZM138 198V197H137ZM137 198H136V200H137ZM256 198V199H255ZM18 199H22V200H19L18 201ZM64 199H66V201L64 202V204H63V201H64ZM87 199V200H86ZM230 199V200H229ZM241 200V201H239V200ZM243 199V200H242ZM250 199V200H249ZM260 199V200H259ZM17 202H16V201ZM24 200V201H23ZM27 201V203L30 205L29 206V208H28V206H26V201ZM35 200H36V203H35ZM89 200V201H88ZM117 200H118V202H117ZM167 200H169V201H167ZM229 200V201H228ZM232 200V201H231ZM248 200H249V202L252 204V202H254L253 204H252V206L249 204V202H248ZM262 200V201H261ZM20 201H23L22 203L20 202ZM188 201V206H186L185 205V203ZM237 201V202H236ZM247 202L246 204L244 203V202ZM252 201V202H251ZM259 201H260V203L261 204H259ZM14 202H15V204H14ZM20 202V203H19ZM32 202V203H31ZM68 202V203H67ZM84 202H86V203H84ZM90 202V203H89ZM117 202V203H116ZM136 202L137 201H135V199H134V203L136 204ZM213 202V203H212ZM226 202V203H225ZM235 202V203H234ZM243 202V203H242ZM31 203V204H30ZM34 203V204H33ZM66 203H67V205H66ZM74 203V205H72V204ZM93 203V204H92ZM116 203V204H115ZM121 203V204H120ZM139 203H141L140 201L138 202V204ZM179 203V204H178ZM190 203V204H189ZM192 203V204H191ZM193 203H195V204H193ZM222 203V204H221ZM226 205H225V204ZM49 204V205H48ZM81 206H80V205ZM184 204V205H183ZM216 204H219V205H216ZM236 205V207L234 206H231V205ZM239 204V205H238ZM241 204H242V207H244L243 205H246L245 206V208L243 209L242 207H240L241 206ZM257 204V205H256ZM7 205V206H8ZM13 205H14V207H13ZM83 205V206H82ZM118 205H120V206H118ZM137 205V204H136ZM181 205V206H180ZM189 205H190V207H189ZM255 205V206H254ZM1 206H3V205H1L0 204V212H1V210H3L4 209V207H2L1 208ZM10 206H8L9 208H10ZM20 206V207H19ZM21 206H22V208H21ZM24 206H26L27 208H25L24 210H21V209H23V207ZM74 206V207H73ZM77 206V207H76ZM116 206H118V207H116ZM122 206V207H121ZM177 206H179V207H177ZM198 206H200V205H198ZM203 206V207H204ZM218 206V207H217ZM249 206H250V209H251V207H253L252 209H251V211H250V209H249ZM257 206V207H256ZM49 207V208H48ZM83 207V208H82ZM94 207H96V205L94 206ZM194 207V206H193ZM204 207V208H205ZM21 208V209H20ZM43 208H45V209H43ZM79 210H78V209ZM99 208H103V209H100L99 210ZM183 208V209H182ZM258 208L261 210H258ZM11 209V208H10ZM33 209H35V210H33ZM248 209V210H247ZM40 210V211H39ZM45 210V211H44ZM83 210V211H82ZM99 210V211H98ZM107 210V211H108ZM124 210V211H123ZM247 210V211H246ZM254 210H255V212L256 213H258V214H256L255 212H254ZM21 211V212H20ZM83 213H81V212ZM211 211V212H210ZM37 212H39V213H37ZM60 212H64L63 213V215L62 216H64V214L66 213L67 214V218H69L70 220H65V216L64 217H62V216H60L61 215V213ZM74 212V213H73ZM78 212V213H77ZM93 212H94V214H93ZM123 212V213H122ZM252 212V213H251ZM255 213V215H254V213ZM42 213H44L43 215H42ZM45 213L47 214V215H45ZM81 213V214H80ZM212 213H215V212H212ZM15 214V213H14ZM65 214V215H66ZM73 214V215H72ZM74 214H75V216H74ZM76 214H78V215H81L80 217H78V215H76ZM10 215H11V217H12V219H10ZM68 215H69V217H68ZM71 215L74 217H71ZM94 215V216H93ZM257 215V216H256ZM7 216H9V218H6ZM40 217V220H39V217ZM86 216H87V218H86ZM233 216V217H232ZM256 218H255V217ZM5 217V218H4ZM44 217H46V218H44ZM73 218V219H71V218ZM136 217V216H135ZM238 217V218H237ZM50 218V219H49ZM61 220H60V219ZM78 219L79 221L77 222L75 219ZM89 218V219H88ZM98 218H100V219H98ZM127 218H129V217H127ZM257 218H259L257 221H256V219ZM9 219H10V222H8L9 224L7 225V223L6 222H3V220H5V221H9ZM15 219H16V222H14V224H12V226H10L11 224L10 223H13V222H11V220H13V221H15ZM41 219H43V220H41ZM45 219V220H44ZM46 219H47V221H46ZM62 219H64V220H62ZM82 219V220H81ZM134 219V218H133ZM236 219V220H235ZM33 220V221H32ZM59 220H60V222H59ZM101 221V223L99 224L98 223V221ZM56 221H58L59 223H57ZM76 221V222H75ZM93 221V222H92ZM99 221V222H100ZM231 221V222H230ZM233 221V222H232ZM239 221V222H238ZM54 222V223H53ZM61 222L63 223V224H61ZM65 222V223H64ZM68 222V223H69ZM81 223V226L82 225H84V226H80V223ZM83 222V223H82ZM97 222V223H96ZM237 222H238V225H236L237 224ZM254 222L256 223V224H254ZM258 222V223H257ZM1 223H2V226H1ZM4 223H6L5 225H4ZM41 223V224H40ZM44 223V224H43ZM47 223H49L50 224V226L49 225H47ZM53 223V224H52ZM57 223V224H56ZM69 223V225H71V226H73L72 224H70ZM78 223V224H77ZM123 223V224H122ZM236 223V224H235ZM46 224V225H45ZM68 227H63V226H65V225ZM92 224V225H91ZM99 224V225H98ZM3 225H4V228L6 229V227L5 226H7V229L5 230L4 228H3ZM54 225V226H53ZM59 225H60V227H59ZM239 225L241 226V227H239ZM256 225V226H255ZM262 225V224H261ZM45 226V227H44ZM56 227L57 226V229H59L60 231H61V229H62V227H63V229L62 230H67L68 229V231H66V234H65V236L66 237H64V233H62L61 234V232H59V234H58V232H57V229H55V228H53V227ZM62 226V227H61ZM253 226H255L254 227V229H253ZM9 227H10V232H11V230H12V232L10 233V232H8L9 231ZM13 229H12V228ZM15 227V228H14ZM27 227V228H26ZM85 227V228H84ZM90 227L93 229V231H94V229H96L95 231H96V234L95 233H92L91 231H92V229H90ZM231 227V228H230ZM260 227H263V228H260ZM18 228V229H17ZM25 228V229H24ZM61 228V229H60ZM65 228V229H64ZM67 228V229H66ZM84 229L83 231H82V229ZM170 228H172V226L170 227ZM174 228V227H173ZM172 228V229H173ZM240 228H241V230H240ZM27 229V230H26ZM259 229V230H258ZM3 230V231H2ZM79 230V231H78ZM90 230V231H89ZM261 230L263 231V232H261ZM4 231H5V233H4ZM15 231V233H17V234H15V233H13ZM64 231V232H65ZM73 231H71V232H73ZM78 231V232H77ZM94 231V232H95ZM117 231V232H116ZM122 231V232H121ZM258 231H260V232H258ZM8 234H7V233ZM24 232V233H23ZM31 232H32V234H31ZM63 232V231H62ZM89 232L90 233H92V234H89ZM13 233V234H12ZM19 233V234H18ZM29 233V234H28ZM40 233H41V235L42 236H40ZM45 233V234H44ZM119 233H121V234H119ZM16 236H15V235ZM87 234V235H86ZM97 234H99V235H97ZM116 234V236H118ZM253 234H255V236L253 235ZM8 235V236H7ZM11 235V236H10ZM18 235H20V237L18 236ZM91 235H93V236H91ZM13 236H15L14 238H13ZM88 236H90V237H88ZM100 238H99V237ZM236 236V237H235ZM7 237V238H6ZM18 237V238H17ZM36 237V238H35ZM86 237V238H85ZM111 237H112V239H111ZM257 238L256 240H255V238ZM4 238V239H3ZM12 238V239H11ZM23 238V239H22ZM32 238H34L33 240H32ZM90 238H91V241H90ZM98 238V239H97ZM104 238H105V240L106 241H104ZM20 239H22V240H20ZM42 239H43V241H42ZM93 239V240H92ZM100 239V240H99ZM14 240V241H13ZM113 240V241H112ZM93 241V242H92ZM110 241V242H109ZM113 242V245H112V242ZM115 241V242H114ZM40 242H42L41 244H40ZM106 242V243H105ZM257 242V243H256ZM33 243H36V245H34ZM37 243H38V245H37ZM103 243V244H102ZM115 243V244H114ZM14 244V245H13ZM40 244V245H39ZM243 244V245H242ZM95 247H94V246ZM98 245H99V247H98ZM101 245V246H100ZM6 246V247H5ZM20 247V248H19ZM25 247V250L24 249H22V248H24ZM36 247H37V249H36ZM99 249H98V248ZM13 248V249H12ZM17 248H19V249H17ZM10 249V250H9ZM94 249V250H93ZM14 250H16L15 252H14ZM23 250V251H22ZM26 250H27V252H26ZM8 251V252H7ZM19 251H20V253H19ZM22 251V252H21ZM33 251H35V252H33ZM37 251V252H36ZM72 251V252H71ZM7 252V253H6ZM31 254H30V253ZM64 253H66V251L64 252ZM67 253L69 254V253H72V255L73 254H75L76 252H74V250H70V251H67ZM66 253V254H67ZM7 254L10 256L9 258H8V256H7ZM39 254V253H38ZM55 254H57L56 252H53L52 253V256L50 257V256H48L49 257V259L51 260L50 262L52 263L53 261H54V263H55V261L56 260H54V258L56 259V258H58V254L57 255H55ZM99 254V253H98ZM13 255H15V256H13ZM25 255V256H24ZM29 255H33V257H31V258H29L28 256ZM50 255V254H49ZM54 255V256H53ZM11 256H13V257H11ZM38 256V255H37ZM5 257V258H4ZM7 257V258H6ZM16 257V258H15ZM52 257H54V258H52ZM103 257H105V256H103ZM4 258V259H3ZM14 258V259H13ZM23 259V262H21L22 261V259ZM28 258V259H27ZM36 258V259H35ZM13 259V260H12ZM111 259V260H110ZM122 259L124 260V258H120V259H113V258H110L109 256H107L106 257V260H103V261H107V260H109V263L110 264H117V261L118 260H121V261H118L119 263L121 262H123L122 261ZM159 259V258H158ZM157 259V260H158ZM47 260V261H46ZM112 260H113V263H112ZM116 260V261H115ZM8 261V262H9ZM111 261V262H110ZM160 262H161V260H159ZM26 262H25V264H26ZM38 262V263H37ZM46 262H48V263H46ZM160 262H156L157 264H160ZM175 262V264H177V263H180V261H174ZM30 263H31V261H30ZM29 263V264H30ZM50 263V264H51ZM66 264H78V263H74L73 261H68V263L67 262H65ZM105 263H107V262H102V264H105ZM109 263H107V264H109ZM181 263H182V261H181ZM53 264V263H52ZM56 264V263H55ZM59 264H61V263H59ZM62 264H64V263H62ZM100 264H101V262H100ZM161 264H172V263H167V262H163V263H161ZM174 264V263H173ZM182 264H184V263H182Z\"/></svg>","mask_w":264,"mask_h":264}]
</instances>
